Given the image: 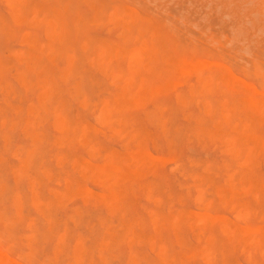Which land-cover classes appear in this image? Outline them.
Returning a JSON list of instances; mask_svg holds the SVG:
<instances>
[{
  "label": "rangeland",
  "instance_id": "obj_1",
  "mask_svg": "<svg viewBox=\"0 0 264 264\" xmlns=\"http://www.w3.org/2000/svg\"><path fill=\"white\" fill-rule=\"evenodd\" d=\"M13 1H15V0H13ZM13 1L12 0H0V12L3 13V15L0 13V18L4 17L5 24L7 26H8V24H9V26H10V24L13 25L12 28L10 29V31L12 33L9 32V26H8V28L6 26V29H5L4 24L2 25V27L4 26V29H2V27L0 26L1 27L0 29H2L5 32L4 35L0 34V59L2 58L3 62L5 60L7 61V62L5 61L4 62L5 64H4L0 60V63H2V65H3V66L0 65V83H1L0 84V114H2V115H0V132H1V134H0V160L2 161V162L0 161V171L2 172V173L0 172V176H1L0 177L1 178L0 183H1V185L3 184L2 186L0 185V188L4 187V185H5L4 190H3V188H1V190H0V192L2 194L4 192L3 195L0 193L1 194V196H0L1 197L0 209H2L4 207L7 209V206L8 207L10 206L8 208V210H10L11 207H12L11 209L13 210L10 212H6V210H4L5 208L0 210V229H2L1 227L4 226L2 231H0V239H1L0 240V246H1L0 250H1V252L4 251L2 254H4V253L6 255L8 254L7 255L8 257L5 255L7 258L3 255L4 259L6 260V261L4 260L3 264H7V263L8 264H23V263L24 264H191V263L192 264H207V261L205 263H203V262H204V260H208L209 258L211 259V261H210L211 264H213L214 262L216 264H230V263L231 264H240V263L241 264H264V258L257 256L258 254H256V252H254V254L251 253L252 250L256 251V247L259 246L258 244H260V243L261 244L259 247H260V249L262 248V251L261 252L259 251V247H257V251H259L261 253V255H263L262 253H264V250H263L264 249V230H262V229H264V194H263L264 193V179H263L264 178V142H263L264 141V115H263L264 114V104L261 102L262 101L261 99H263L261 97H264V90H263L264 89L263 88L264 87V85H263L264 84V79H263L264 71L262 70V68L264 69V67L262 66V65H264V56H262V54L264 55V53H262L264 50L261 49V48L264 49V45H263L264 44V40H263L264 39V33H263L264 32V28H263L264 27V23H263L264 22V17H263L264 16V5H263L264 0H131V1L130 0H43L42 2H41V0H33V1L29 0V1H31L29 4L25 3V1L22 0V1H24L23 5L20 1H17V0H16V2H13ZM26 2H27V0H26ZM191 2H192V5H191ZM7 3L8 4L10 3V5H8ZM16 3L18 4V6L16 5ZM186 3L188 4V7H187ZM255 3H259L258 6ZM24 4L26 5V9L28 10V12L21 10V9H23V6H25ZM115 4H117V5H115ZM8 6H9V8L14 9L15 11L11 10V12L9 11V13H8L7 9H6ZM16 6H17V8H16ZM132 6H134L136 9L133 8ZM154 6H155V8H154ZM255 6H257V7H255ZM19 7L20 8L22 7V8L20 9ZM29 7H33V8H31V10H29L30 9ZM121 8L125 9L126 12L129 11L128 13H130V15L128 13H127L128 15H126L125 10H124V13H125L124 14L121 11ZM132 8L134 9L133 11H137V12H133ZM149 9H150V11H149ZM159 9H161V10H159ZM33 10H34V12H33ZM130 10H131L132 14H131ZM79 11H81L82 13L80 12V14H79L78 13ZM248 11L252 14H250ZM17 12L20 14V17L22 19L19 20L20 17L18 16L19 14ZM30 12H32L33 15ZM120 12H122V13H120ZM230 13H232V14H230ZM118 14L120 15L119 19H121V20H122V18H121L122 15H126L127 17L129 16V18H127V20L128 19L130 20V21L128 20L130 24H132L134 22L133 25H129V24L126 25L127 24L126 22H128V21L122 20L123 22L126 21L123 23V24L126 23L125 24L126 26L123 25L122 27L124 29H122V27H121L122 21L120 22V20L118 21V19H117ZM255 14H258V15L256 16ZM260 14H262V15H260ZM198 15L200 16V18ZM11 16L14 17L15 21L13 20V18ZM23 16L25 17L24 19H23ZM141 16L143 17V19L141 18ZM180 16H182V18ZM122 17H124V16H122ZM219 17H221V19L223 21H219V19H220ZM27 18H29V20L31 18L30 22L27 21L28 20ZM178 18L182 19V20H179ZM124 19H126V18H124ZM144 19H146V20L149 19L148 22L150 21V23H147L146 25H147V27L149 26L150 28L152 25V28H154V29H151V30H153L154 32L156 31L155 32L156 34L153 35L154 32L150 31L146 27V25L144 23L145 22ZM0 20H2V19H0ZM138 20H139V22L141 21L142 23H144V25L146 27L145 28L146 31H144V32L140 31L139 28H138L139 31L135 30L139 26H140V28L142 26H143L142 28H144V25H142V24L140 25ZM206 20H207V22H205ZM79 21L81 22V24L82 23H84V24L80 26ZM181 21H183L182 24H181ZM187 21L190 23H188ZM1 22H3V21H1ZM8 22H10V23H8ZM25 23H26V25H25ZM33 23H35V25ZM45 23L47 24V27H46ZM239 23L240 24L242 23L243 25H241V27H239L240 26ZM31 24H33L35 28L37 27L36 25L39 24L38 25L39 27H37L38 29L34 28L35 29L34 30L32 27L33 25L30 26ZM115 24L117 25V27ZM118 24H121V25L118 26ZM192 24H193V26H192ZM166 25H169L170 27L166 26ZM183 25L185 26V29H184ZM229 25H231V26H229ZM129 26H132V27H129ZM171 26L173 28H171ZM207 26L208 27L210 26V27L208 28ZM20 27H21V29H20ZM27 27H28V29H27ZM125 27H127V28H125ZM128 27H129V29H128ZM232 27H234V28H232ZM251 27H252V29H251ZM71 28H73L75 32H73V29H71ZM112 28H113V30H112ZM175 28L176 29L178 28V30H176ZM22 29H24V30H22ZM125 29H127V30H125ZM130 29L132 32L130 31ZM157 29H159L161 32ZM171 29L174 30L175 32L172 31ZM240 29L241 30L243 29L246 31L242 30L243 32H241ZM247 29L248 30L250 29L249 32ZM262 29H263V31H261ZM6 30H7V32H6ZM52 30L54 32H55V30H56V32L58 31L57 33L55 32V34H56V36L59 37V40L61 39L62 36L64 37V39H66L67 37H68L67 39H69V37L72 35V37L75 38V41H73L74 38L72 39V41L67 40V41L63 42L62 41L63 39L60 41H57L58 37H56L53 34ZM148 30L150 31V33ZM123 31L126 34L125 37L127 36V38H125V39L123 38L124 37V35H123L124 33H122ZM180 31H181V33H180ZM201 31L203 34L201 33ZM232 31H237L238 34H236V32H232ZM252 31L255 34L257 33V36L255 34H252ZM138 32H141V33H138ZM142 32L144 33L143 35H145L144 38L146 39V41H147V39L149 40L148 43H153L152 45H154L155 47L157 46L156 49L151 44H150L151 47L146 46V45H148V43L147 42L145 43V41H144V43H141V42H143V41H141L143 37L140 36V39H139L138 35H135V33L141 35ZM168 32H170V34ZM205 32L207 33V37H209L208 38L209 41H206L208 39L206 37ZM261 32H262V34H261ZM145 33L146 34L149 33L147 35L148 38L146 37ZM157 33H159V34H157ZM42 34L45 36H43ZM50 34H51L50 37L52 39V42H50V40H51L49 37ZM163 34H164V36H163ZM184 34H186V35H184ZM251 34L253 35V37L251 36ZM14 35H15V38H14ZM149 35H150V37H149ZM178 35H179V37H178ZM236 35H237V37H234ZM34 36H35V39L37 38L36 41L34 39ZM116 36H118L120 38L122 37L123 42H122V38L120 41V39ZM160 36H161V38H160ZM162 36L164 39H162ZM212 36L214 37L213 39H212ZM246 36H247V38H246ZM249 36H250V38L253 39V40L251 39L252 43L249 41L250 39L248 40ZM155 37H156V41L154 39ZM228 37H231V38H228ZM232 37L235 40L237 39L241 45H238L239 43L235 42V40L232 41ZM115 38H117L116 40L119 39L117 41V44L115 43L116 42V40H114ZM131 38H132V40H131ZM197 38L198 39L200 38V39L198 40ZM33 39H34V41H33ZM110 39H111V41H110ZM172 39L175 41L176 44L178 43L177 45L179 47L181 46V48L177 49L178 47L176 45L175 48L177 50H174L173 46H175V43L173 42ZM223 39H226V41L223 42ZM229 39H231V42H233V43H231ZM239 39H240V41H239ZM254 39H255V42L253 43ZM256 39L258 42L256 41ZM10 40H11V42H9ZM158 40H160L161 43H159ZM210 40L211 41L213 40L212 43ZM22 41H23V43H22ZM130 41H132V42H130ZM138 41H141V42L138 43ZM164 41H166L165 44H164ZM178 41L180 42V44ZM205 41H206V43L207 42L208 43L210 42V43L205 44ZM246 41H247V44H246ZM248 41L250 42V44L248 43ZM19 42L22 45L19 44ZM26 42H28V43H26ZM34 42H35V44H32ZM70 42H71V45H69L68 48H66V49H69L70 47H72V49H73V46H74V49H73V51L69 49L68 50L69 52L67 55V54H65V50H66L65 44L66 43L69 44ZM75 42H77V43H75ZM213 42L217 43V44L216 45L215 44L210 45V44H213ZM220 42H221V44H220ZM256 42L259 44H256ZM49 43H52L51 45L53 47H54V45L55 46L57 45L55 47V48H57V50H55V48L51 49V50H54V52L55 51L57 52L58 50L61 51L62 48H63V50L65 49L64 52L63 51L62 52L64 53V56L66 55L65 56L66 58L63 56L62 52H60V53H62L61 56L59 53L53 57L48 55L51 51L49 49H47V51H46V49H44L42 46L47 48V46L48 47L50 46V45H48ZM101 43H103L104 45L103 44L100 45ZM171 43L173 44V46L171 45ZM225 43H226V45H229V46L231 43V47H229V46L225 47L226 46ZM42 44H44V45H42ZM126 44H128V45H126ZM141 44H143V46L145 47L146 50H143V46ZM232 44L233 45L235 44V45L233 46ZM8 45H9L10 49H15L17 52L15 51V52L11 53V51L9 49L7 50ZM27 45H29V47ZM31 45H33V47H30ZM77 45H79V46H77ZM109 45H111V47ZM129 45L133 46L134 48L133 47L128 48ZM158 45H160V46L162 45V48L161 47L159 48ZM192 45H193L192 49H189L190 46H192ZM196 45H198V46H196ZM223 45H225V46L223 47ZM254 45H256L257 47ZM11 46H13V47L11 48ZM24 46H26V47H24ZM39 46H41V48H40L41 50L42 49L44 50V51L42 50L43 52L39 49ZM98 46H100V47H98ZM215 46H218V47H215ZM248 46H250L249 47L250 50H253L251 52V54H250V50L248 51V48H247ZM252 46H253V48H252ZM16 47H17V49H16ZM79 47H81V48H79ZM109 47H110V49H109ZM115 47L118 49L117 50L118 52L115 50ZM139 47L140 48L142 47V50H140ZM258 47H259V49H258ZM20 48H22V49H20ZM35 48H37V49H35ZM98 48H99V50L101 48H102V50L104 49L103 50V54H105L104 56H106L107 53H109V52L110 53L108 54V56L103 58L102 57L103 55L102 56L97 55L98 52H96L95 50H97ZM120 48H122V49H120ZM231 48L234 49L235 54L233 51H232V53L229 54ZM238 48H242V50L239 51ZM25 49H27V50H25ZM92 49H94L93 50L94 52L91 51ZM159 49H163V51L162 50L160 51ZM22 50H23V52H22L23 54H21ZM109 50H111V51H109ZM158 50L160 51V53ZM197 50H198V52H197ZM218 50L219 51L225 50V51H227V54H226V52L223 53L225 55L220 54L221 51L219 52ZM235 50H237V51H235ZM27 51L28 52L30 51V53H28ZM81 51H83L84 54ZM156 51H157V53H156ZM209 51L213 54L209 55L208 54ZM242 51L244 53L243 56L241 54ZM9 52L13 56L12 55L10 56ZM56 52L54 54H56ZM70 52L71 53L73 52L75 54H80V55H78L80 58L77 55L75 56L74 54H71ZM91 52H93L94 55H96L97 57L94 56L93 53H91ZM161 52H163V53H161ZM183 52H184V54L185 53L186 54L181 55ZM239 52L241 55L239 54ZM254 52H258L259 55L258 54L255 55ZM41 53L43 56L41 55ZM114 53H115V55H114ZM117 53L119 55L120 54L123 55V57L120 55L121 56V58H120V56H118ZM252 53H254L255 56ZM36 54L38 55V59H39L38 62L35 61V60H38ZM125 54H126V56H124ZM188 54H190V56L192 55L191 58H189ZM29 55H30V57H29ZM39 55H41V56H39ZM45 55L46 56L48 55L47 57L54 59V61H55V58L58 57V58H56V59H58V60H56V62H58L59 64H54L53 60H51V59H50V61L45 62L44 60H49ZM89 55H91V56L93 55L92 58H94V61L92 58H90ZM214 55H216L218 58H216V56L212 58V56H214ZM260 55H261V57H260ZM62 56L67 60L66 62ZM74 56L76 58L78 57L79 59H81V56H83L85 58V60L83 59V57H82L83 60L82 59L81 60H79V59L74 60L75 59ZM114 56H115V58H116V56H118V58L115 59V58H113ZM140 56H141V58L142 57L143 58L141 59ZM151 56L154 58H152ZM161 56H163V57H161ZM164 56H167L166 57L167 60H170V61L172 60L171 63H169L170 61L166 62L167 60L164 59L165 58ZM186 56H188V57H186ZM209 56H210V58H209ZM220 56H222L221 59L223 62L220 61V59H219ZM249 56H251V58H250V59H252L251 61L249 59H247ZM16 57L19 58L20 61L22 59V61L20 62L19 59L17 60ZM22 57H24V58H22ZM25 58H26V60H25ZM32 58L35 60H33ZM61 58H62V60H60ZM87 58H88V60H87ZM95 58L97 59V61H99V58L102 61H100L98 63L95 60ZM122 58H124V60ZM127 58L129 60H127ZM139 58H140V60H139ZM233 58H236L237 61ZM261 58H263V59L260 60ZM89 59H91V60H89ZM109 59H111V61H113L114 63L116 61V63H118V64H114V63L111 64L112 62ZM120 59H122V60H120ZM157 59L160 61H158ZM203 59H205V60L203 61ZM207 59L208 60L210 59L209 63H208ZM24 60L26 61V64L28 66H30V68L27 66L29 68L27 70H26L27 67L25 66L26 67L25 68L24 64H23V62L25 63ZM107 60H109L108 63H106ZM215 60H216V62H215ZM234 60L237 63H235ZM240 60H243V62ZM259 60H260V62L263 61L262 65L257 64V63H260ZM33 61H35V62H33ZM95 61L98 64L95 63ZM126 61H127V63H126ZM217 61H220V63ZM248 61L251 63L249 64ZM76 62L78 65H80L79 63L84 62L83 63V65H84L83 66L84 67L83 72L81 71L82 64L79 66L78 70L75 69V67H78L77 65L76 66L74 65V64H76ZM92 62L95 63L96 67H93ZM120 62H121V64H120ZM136 62H137V64H136ZM145 62L146 63L149 62V63L147 64V66H144L145 67V69H144L143 65H146ZM154 62L156 63L155 65H153ZM187 62H190V63H187ZM252 62H253V65L255 64L256 67H258V66H261V67L256 68L255 66L252 65ZM44 63L47 64V68L50 66L48 68V71L51 70L52 72L50 71V73H49L47 70L45 71L46 66H44ZM62 63L63 64L65 63L64 66L66 65V63L67 64L72 63L73 65L71 64V66H74V67L71 68L70 66L67 67L68 65H66V67L61 69L60 65H63ZM213 63L216 64L217 66L214 65ZM89 64H90V67L92 64L91 68L88 67ZM99 64H101V66L103 65V67H105L104 69L101 67L102 72L104 70H107V68H109V65L111 67L113 66L112 68H109L110 69L109 72H114V74L113 73L110 74L109 72H108L109 74L107 73V75H110V76L112 75V77L107 76L105 78L106 80H104V82L107 84L105 87L102 86V83H103V85L105 83L103 82V80L100 81V79H104L106 74H105V72L103 74L100 72L101 69H99V67H100ZM119 64L123 65L122 67H125L123 72H121V73L117 72V69H116V66H118ZM127 64L128 65L130 64V66H128ZM182 64H185L187 66L189 65V66L188 67L185 66V68H184L183 67L184 65H182ZM192 64H194V66ZM98 65H99V67H98ZM132 65L136 66L137 70H136V68H135V70H134V68L132 69V67H131ZM212 65L215 67L212 68L211 67ZM222 65H224V66H222ZM58 66L60 67L61 70L58 69ZM198 66L201 68H204V66H205L204 69H201V71L203 70L202 72H205L206 69L208 71L209 66L212 69L209 67V69H210L209 73L206 71V73H203L202 76H201L202 73H199L200 76H198L197 72H201V71H199L200 68ZM252 66H253V68H252ZM40 67H42V68H40ZM97 67H98V70L96 69ZM114 67L116 70L113 69ZM146 67H147V69H146ZM31 68L34 70L32 71ZM127 68H129V71L131 68V72H133V75L131 73H130L131 75L129 74V71L126 70ZM255 68H256V70H255ZM69 69L70 70L72 69V70L70 71ZM74 69L76 70L77 75H78V72H82V73H79V76H74V75H76ZM95 69L97 70V72ZM111 69H113L114 71H111ZM121 69H123V68H121V67H120V69L118 68V70H120V71H121ZM169 69L173 70L172 72L175 75L172 74L171 71H168ZM180 69H181V71H180ZM220 69H221V72L220 71L217 72ZM13 70H14V72H13ZM35 70H37V74H40L42 72L40 74L42 77L40 75L37 76V77L40 76L41 77L40 79L35 77V75H36ZM38 70H40V72ZM87 70H88L87 74L89 76H87L85 74V72ZM92 70H95V71H92ZM158 70H160V71H158ZM213 70L216 73H214ZM259 70H262V71L258 72ZM67 71H70V72L67 73ZM72 71L74 72L73 75H71ZM161 71H163V73ZM47 72L49 73V76H48ZM55 72H56V74H55ZM60 72L62 74H60ZM65 72L67 75L64 74ZM183 72L184 73L188 72V74L187 73L184 74ZM192 72H193V74H192ZM211 72L213 74H211ZM230 72L233 74L231 75ZM51 73L53 76L51 75ZM115 73L117 75L121 74V77H120V75H118V76L115 75ZM260 73H261V75H260ZM80 74H81V76H80ZM104 74H105V76H104ZM123 74L125 76H123ZM206 74L207 75L211 74V76L210 75L207 76ZM249 74H250V76H249ZM262 74H263V76H262ZM25 75H26V77H25ZM84 75H86V76H84ZM170 75H173V76L170 77ZM185 75H187L188 77H185ZM222 75H223V77H222ZM252 75H256L257 77L259 75V77H260L259 81L257 80L258 79L257 77L252 76ZM50 76H51V78H50ZM72 76H74V77L72 78ZM114 76H116V77H114ZM167 76H168V78H167ZM216 76H217L218 80L215 79ZM228 76H230L231 78H228ZM240 76L242 77L243 83L241 82ZM261 76H262V78H261ZM9 77L12 80H10ZM79 77L82 80L81 79L79 80ZM85 77H88L90 80L97 79V80H99V83L101 82V84H98V86H97L96 83H98V82L96 80H95L96 83H94L93 81L90 82V80H88V78H86V80H87L86 81L84 79ZM108 77H109V79H108ZM183 77H185V79L186 78L187 79L185 80ZM235 77H237V78H235ZM238 77L240 79H238ZM252 77H254L255 80ZM8 78H9V81L6 82L7 81L6 79H8ZM13 78L16 80H14ZM63 78L65 79V82L66 81H67V83L69 82L68 85H67V83H65L63 81ZM74 78L76 79V81L79 80V81H77V84L73 83L74 81H72V80ZM116 78L117 79L119 78V79L117 80ZM123 78H125L126 80L128 79L127 82H129V83L125 84L126 81L124 80V82H123L122 81ZM130 78L133 80L131 81ZM42 79H44V84L46 82L47 85H44L42 83ZM47 79H50V80H47ZM56 79H59V80H56ZM228 79H230V80H228ZM260 79H262L263 82ZM140 80H143L142 82L144 83V85L140 84ZM195 80H197V81L207 80L208 82L204 81V83H203V81H202V83H201L202 86H201V85H199L200 83L197 84L196 83L197 81L195 82ZM227 80L229 83L227 82ZM11 81H14V82H11ZM85 81L88 83V85H86V86L84 85L86 83ZM113 81H115L114 83H116V87L119 90H121L120 91L121 95H124V96H119L118 93L114 94L115 91H117V88L115 87V84L112 85ZM9 82L13 83L12 85H14L15 88H13V86ZM32 82L35 84H33ZM47 82H50V83H47ZM92 82L94 84H91ZM173 82H175V83H173ZM176 82H179V84H176ZM185 82H187V83L191 82L192 85L186 84ZM206 82L208 83V85H209V83H211L212 86H214V84H215L216 87L213 88L211 85L207 86ZM7 83H8V85H5ZM22 83H24V84L26 83V84L24 85ZM120 83L123 85H120ZM180 83H181V85H180ZM221 83L224 85L225 89L223 88V85H221ZM258 83H261V84L258 85ZM9 84L12 87H10ZM17 84L21 85V88ZM48 84L50 85V87ZM118 84L121 86V88ZM165 84H169V86L165 87ZM174 84H176V86ZM228 84L230 86L228 88L229 89L231 88L232 92L235 91L237 94L234 92V93L228 95V93H229L228 91H230V90H227L228 88L226 87V85L228 86ZM243 84L245 85V88L243 87L244 86ZM26 85H28L30 89ZM38 85H39V87H38ZM43 85L46 87V89ZM109 85L113 86L114 88L109 87ZM125 85H126V87H124ZM197 85H198V91L197 90L195 91L194 86L197 87ZM260 85H263L262 88ZM72 86L77 87V88H73ZM80 86H81V88H80ZM87 86H89V88H92L93 93L90 92L91 89H90V91H89V88L86 89ZM91 86H93V87H91ZM138 86H141L139 88L145 89V91L141 92L142 91L141 89L135 90L138 88ZM200 86H201V88H200ZM205 86L208 87L210 93H209L207 87H205ZM107 87L111 88L112 91L111 90L108 91ZM183 87H188V88H183ZM253 87L254 88L256 87V88L254 89ZM33 88H35V90ZM95 88H97V89H95ZM218 88H219V91H218ZM21 89L24 91L22 92ZM56 89L57 90L59 89V90L57 91ZM101 89H103V90H101ZM179 89L182 91H180ZM211 89H213L212 92H211ZM36 90H38V91H36ZM44 90H46V92ZM75 90L77 91L76 93L73 92ZM79 90H81V91H79ZM84 90H88L89 92L88 91L87 92L90 93L89 96L92 95V97L90 98L87 95L86 91L82 92ZM151 90L153 91L152 93H151ZM190 90H192V94L194 93L193 95L196 94L195 97H198V98H202V97L208 98L209 97V100L207 98H205L207 100L204 101V100H202L204 98H202L201 99L202 102H201L200 99L193 97ZM5 91H6V93H5ZM18 91H19V93H18ZM20 91H21L22 97L19 95ZM95 91H99V94H97L98 92L95 93ZM103 91L104 92L108 91V93L107 92L104 93ZM123 91H125V92H123ZM215 91H218L219 93H216ZM224 91H226L227 93ZM245 91H246V93H245ZM258 91H260V92H258ZM80 92H81L80 98L82 97V94H86L87 100H89V102H91V100H92V102H91L92 104L90 105L91 107L88 105L90 103L85 101L86 99L85 100H79L80 98H78V97H79ZM109 92H111V93H109ZM133 92L136 93V94L134 93V95L136 97L138 96V99H135L136 102L134 100V98H136V97L133 96ZM154 92H156V93H154ZM175 92L178 94V96H179V94H182L181 92H183L182 95L187 99L186 100L183 97V99H184L183 101L185 103L188 101L186 104L187 106H185V104H183V105L179 104L180 102L184 103L183 101H180L182 98L181 97L182 95L179 96V97H181L179 100L180 102L179 101L177 102L176 98L179 99V97L176 96ZM178 92H180V93H178ZM189 92H190V94H189ZM214 92H215V94H218V95H215ZM222 92H224L225 97H221V96H223ZM212 93H213V95L211 96ZM230 93H231V91H230ZM249 93H250V95H249ZM255 93H257V94L255 95ZM16 94H18L17 95L18 97L13 98V96L15 97ZM41 94L44 96L42 97ZM95 94H96V96H95ZM156 94H158V96ZM201 94H202V96L199 97ZM203 94L206 96H203ZM219 94H222V95H219ZM97 95H99V97H102L103 99L105 98V100H104L105 102H103V104H102V101L100 102L98 100L99 97ZM142 95H143V97H142ZM159 95H161L160 96L161 98H159ZM76 96H77V99H76ZM153 96H156V99H153L154 98ZM66 97L67 98L69 97V99H67ZM106 97L108 99H106ZM114 97H116L115 99L117 101L114 99ZM120 97H122V98H120ZM214 97H216V99ZM247 97H249V98H247ZM25 98H27L26 101H25ZM92 98L97 99V101L93 100ZM102 98H101V100H102ZM123 98H124V100H123ZM222 98H225L228 100L227 104L229 106H227V108L229 107V109H230V107L232 106V108L230 110L227 108L226 109L223 108L225 105L224 103H226L224 101H226V100L222 99ZM250 98L253 99V101L252 100L250 101L249 100ZM29 99L32 101H28ZM81 99H84V97ZM152 99L155 100V102H158V104L155 103L156 105L155 104L153 105L154 101ZM159 99L166 100V103L168 105L165 103L164 100H163V102H161L162 100H159ZM220 99L222 101H220ZM259 99H260V101H259ZM20 100H22V101L20 102ZM76 100L78 101V103L80 101V103H79L80 106L76 102ZM217 100L222 102V103H219V106H218ZM118 101H119V103H118ZM132 101H134V102H132ZM207 101L208 102L210 101L209 103L210 104L212 103V105L215 102L217 104H214V106L211 105L213 107L212 108L208 104ZM22 102H23V104H22ZM124 102H125V104H124ZM204 102H206V103H204ZM70 103H71V105L68 106ZM73 103H75V104H73ZM97 103H100V104H97ZM104 103H108V105L104 104ZM138 103H140V104H138ZM170 103H172V104H170ZM177 103L181 106L180 109H179V107L176 106ZM96 104H97L98 109L96 108ZM221 104L222 105L224 104L223 107L221 106ZM22 105L25 106L26 108L23 107ZM59 105H60V107H58ZM85 105H88L90 108H92L91 113L89 111L87 113L85 112L88 109V106L84 107ZM93 105H95L94 107L96 109L93 107ZM101 105H104L103 107H105V108L107 105V110L105 108H103ZM141 105L144 107V109ZM158 105H162V106H164V108L163 107L161 108ZM215 105H217V106H215ZM238 105H240V106H238ZM77 106H79V108L82 106L81 107L82 109L81 108L79 109ZM108 106H110L111 110L108 109L109 108ZM115 106H116V108H115ZM126 106H128V107H126ZM182 106H184L185 109H183ZM158 107L161 108V110H159ZM169 107L174 112L173 113L172 110L170 109L171 112L173 113L172 114L170 112V114L174 115L173 119L169 113L168 114L171 116V118L169 116L166 117V115H167L166 113L168 112ZM219 107H221V108L219 109ZM83 108L85 110H83ZM148 108L150 109V111H153V112H154L153 109H157L159 111H157L158 113L154 112L153 114L151 112V114H152L151 115ZM151 108H153V109L151 110ZM241 108L243 109V111L245 110L244 113L241 110ZM250 108H252L253 110ZM71 109H72V111H71ZM113 109H115L114 112H113ZM124 109L126 111H129V112H126V111L124 112ZM136 109L139 112L136 111ZM163 109H165V110H163ZM188 109H192L195 112L194 115L196 117L199 115L201 116V115L205 114L204 116L207 117L206 120L203 121L205 119L204 116L201 120H200L201 117L200 118L199 117L194 118V115L192 112H189V113L187 112ZM209 109L211 111L213 109V112H216V114H215V113L210 111L212 114H215L216 118L214 116L213 117L216 120L217 119H220V120L223 119V120H226L228 122L227 123L224 121L223 123H225V125L222 124L226 127H224V126L222 127V126L218 125V124L221 125V123H222L220 120H218V121H220L221 123L220 122L218 123L216 120H211L210 115H208V114L206 115V113L211 114L209 112ZM239 109H240V111H238ZM131 110L135 113V115L132 113ZM110 111H112L114 114ZM120 111H121V116L119 114ZM161 111H164V112H161ZM184 111H186L187 114H189V115H191V113H192L193 117L192 118H190V116H189V118L186 117L187 114ZM11 112L13 115L11 114ZM81 112H82V114H81L82 116L80 115ZM198 112H200V113H198ZM221 112L222 113L224 112L223 113L224 117H223ZM226 112H230V114L232 115L231 116L232 119L230 118V114L229 113L226 114ZM62 113H65V114H63L64 117H66L65 119L62 118L63 117ZM66 113H68V114H66ZM98 113H99V115H98ZM108 113H110V114H108ZM129 113L131 115L133 114L135 121L132 120L133 116H131ZM162 113H164V114H162ZM196 113H198L199 115ZM220 113H221V115H220ZM261 113H263V114H261ZM74 114H76V117L78 119L74 116ZM95 114L97 115L98 118L96 117ZM111 114H112V116H111ZM126 114L128 116L129 115L130 116L128 117ZM157 114L158 115L160 114V116H158ZM182 114H185V116ZM105 115H108V117ZM238 115H240L243 118L238 117ZM67 116H68V119H67ZM114 116H115V118H114ZM157 116L160 118H163L162 120L160 119L161 121L159 120V122H161L163 124L158 123V125L160 124L161 126L159 125L158 127H156V126L153 127L154 124L157 125V123L154 122L156 120L153 121V119L158 118ZM100 117L101 118L107 117V122H109V120H112V119H114V120H112V122H109L108 123L109 125H106L107 124L106 121H105V123L103 121L105 118L101 119ZM116 117H118V118H116ZM131 117H132V119H131ZM145 117H147V118H145ZM148 117H150V118H148ZM151 117H157V118H152L151 121L153 124L149 121L151 119ZM213 117H212V119H213ZM1 118H3L4 120L1 121L2 120ZM75 118H76V120H75ZM119 118H121L119 120L120 124H124V126L121 125V127H120V125H118L119 122H116V121H118ZM129 118H130V120H129ZM122 119H124V120H122ZM194 119H197L198 122L199 121H201V122L198 123ZM65 120H66V122H67V120H69L68 122L70 124L68 127L66 126V124L68 125V123L62 124L63 122H65ZM95 120L103 121V123L105 125L103 126L102 122H98V124H97V122H95ZM163 120L164 121L166 120L165 125H164ZM178 120H181V121L179 122ZM185 120L186 121L188 120L190 122L189 123L187 121L190 124V126L188 125L187 122H186L187 124L185 123ZM232 120L234 122H232ZM5 121H7L9 123L6 124L7 122H5ZM129 121H131V122H129ZM182 121L186 125H188V127H187L188 129L185 128L187 130L184 129V127H186V126L182 123ZM193 121H194V123H193ZM211 121H212V123H211ZM213 121L215 123H218V124L213 123ZM235 121H237L238 123ZM243 121H246L247 125L249 124V128L246 126V123ZM11 122L12 123L16 122L15 123L16 125L13 124V125H15L16 128L15 127H13L14 129L12 128ZM148 122H150L151 125ZM156 122H158V121H156ZM25 123H27V124H25ZM28 123L30 126L28 125ZM99 123H101L100 125H102V126H100ZM132 123L135 125L134 127H136V128H134V130H135L134 132L132 131L133 128L130 131V128L133 127ZM1 124L4 126V128ZM84 124H85V126L88 125L89 131H87V133L89 132V134H87L85 132L87 130V126L85 129ZM169 124H170V127L167 128L168 127L167 125H169ZM192 124H194L195 128H196V129H194L195 131L193 130L194 132L198 133V131H200V128H201L202 132L200 131V135H199V137H201V138H198V141L196 139V137L198 135L196 137H194L195 133H194V136L192 134H189V133H192L189 130L190 127H191V130L194 128V126ZM213 124L215 125V127L213 126ZM6 125H8V126H6ZM23 125H25V126H23ZM111 125L115 128H113ZM176 125H180L179 131L177 130L178 127H176ZM196 125L199 127V130H197ZM18 126H20V127H18ZM35 126H36V128H35ZM70 126L72 127V129L70 128ZM149 126L152 127L153 129L157 128V130L155 129L156 130L155 134L157 135V137L155 134H153V129L150 128ZM162 126L165 128L164 130L170 129L169 135L167 137L171 138L173 135L175 137L181 136L180 138L176 139V141H175L176 143H174V145L172 144L174 141H172V143H171V141H169L170 140L169 138H168L169 140H167V142H169V143L166 145V139H165V137H163V134L167 135L168 132L167 131L163 132V130L161 129ZM174 126L176 127V129L175 128L173 129ZM181 126H183V127L181 128ZM216 126H218V128ZM229 126L231 129L229 128ZM7 127H8V129H7ZM82 127L84 128V130H82ZM116 127L119 128V130H117ZM241 127H242L241 131L234 130V128L240 129ZM251 127L255 130L253 131V129ZM9 128H11V130H9ZM108 128H110V129L107 130ZM158 128H159V130L160 129L161 130L159 131ZM202 128H203V130H202ZM204 128L207 131H205ZM243 128H246V131H243V130H245ZM260 128H262V129H260ZM182 129H183V131H181ZM258 129H260V131ZM15 130H17V131L15 132ZM33 130H34V132H30ZM176 130L178 131V133ZM24 131H28L26 134L27 135L30 134V136H27L26 134L23 135L25 133ZM174 131H176V132H174ZM184 131H186V132L188 131V134L184 133L182 135V133ZM261 131H263V132H261ZM13 132H15V133H13ZM106 132H108L107 133L108 135L109 134H115V135H111L112 137L108 136V135H105L106 137L102 136V133L105 134ZM131 132H133V134L135 133V135L130 134ZM139 132H141V133H139ZM150 132H152V133H150ZM161 132L163 134H161ZM209 132H213L211 134H213L214 137H216V139L214 141V137L210 135V137H211L210 142L212 144H209L210 143L209 142L210 137L208 138V136H209L208 134H210ZM230 132L232 134H229ZM77 133H78V136H77ZM227 133H228V135H227ZM239 133H240V137L238 136ZM2 134H3V136L5 135L7 137L9 135L8 139L11 142L9 140L7 141V138L5 140H3L5 138V136L3 138ZM33 134H35L36 137L34 136L32 139L30 137H32ZM151 135H152V137H151ZM201 135L205 136L204 138L206 139L207 145H204V143H205L204 138H202L203 136H201ZM24 136H26V137H24ZM57 136H60L61 138L57 137ZM37 137H39V139H40L38 142H37V139H38ZM86 137L90 138V140H88ZM175 137L173 140H175ZM256 137H257V140H259L258 142L256 141ZM64 138H66V139H64ZM96 138H97L98 143L100 141H102V143L100 142L99 145L96 144V141H95ZM105 138H107V140ZM221 138L222 139L224 138L225 142L223 140H221ZM228 138H230V140L234 141V146L229 148L230 151H228L229 150L228 149L229 144L227 142ZM139 139H141V140L139 141ZM1 140H2V142H1ZM51 140L54 143L56 142L55 145H54V143L50 142ZM53 140H55V141H53ZM153 140L155 142L158 141V142H156V146L158 147L161 145L160 146L161 148H159V147L157 148L156 146L154 147L153 145L155 142ZM171 140H172V138H171ZM220 140H221V142H220ZM6 141H7V145H9V147L4 148V146H5L4 143ZM24 141L27 142L28 144L22 143ZM199 141H201V143ZM29 142H30V145H29ZM31 142H34V143H31ZM152 142H154V143H152ZM185 142H186V144L188 143L186 146H185ZM11 143H14V144H12V147L10 145ZM19 143H20V146H22V147H20V146L17 147V145ZM89 143H91L92 146H90ZM215 143H217V144H215ZM220 143L223 145H221ZM237 143H239V144H237ZM23 144H25L26 146ZM33 144H35V146ZM126 144L131 146L132 148H128L129 146H127ZM236 144H237V146H236ZM247 144L249 146H251L253 149L251 147H249ZM28 145L33 150V152H36L37 154L33 153L30 148H27ZM31 145H32V147H31ZM94 145L96 146V148H94L95 147ZM104 145H106V146H104ZM200 145H201V147H200ZM255 145L258 147L259 150L257 149V147ZM58 146L61 147V149H59ZM71 146H72V148H71ZM102 146H104V147L102 148ZM137 146H138V148H137ZM167 146L168 147L170 146V147L168 148ZM1 147H3L2 152H1ZM19 147L22 149H20ZM25 147L27 148V150ZM172 147H176V148H172ZM203 147H205V148H203ZM9 148H11V149H9ZM15 148H17L18 150L20 149L19 151H23V152L18 151V153H17L18 158H16L17 155H14V153L16 152V151L14 152ZM44 148H46V149H44ZM62 148H64V149H62ZM155 148H157V149H155ZM6 149H9L8 151H9L10 155L7 154L8 151ZM111 149H112V151H115L114 152L115 154L111 152ZM160 149H162L163 151L162 150L160 151ZM169 149L171 150V152L168 151ZM256 149L260 153H263V154L262 155L259 154V152L256 151ZM90 150H91V152H90ZM97 150H98V152H97ZM104 150H105V152H104ZM133 150L136 152V154H135V152H133ZM142 150L143 151L145 150V151L143 152ZM226 150L228 152H226ZM235 150L240 151V152H238L239 153L238 155L240 157L237 155V152ZM24 151H26L25 155H24ZM95 151L97 152V154L95 153ZM123 151L126 153H124ZM117 152L121 156L120 155L117 156ZM129 152H133L132 155H129L130 154ZM137 152H139L138 156H136ZM141 152H143V155H141ZM162 152H164V153L162 154ZM233 152H234V154H232ZM32 153L37 158H35ZM98 153L100 154V156H98L99 155ZM146 153L148 154V156H145V155H147ZM172 153H174V154H172ZM20 154H22V155H20ZM90 154H92V155H90ZM108 154H110V156H108ZM112 154H113V156H112ZM170 154H172L174 157L171 156ZM250 154L252 155V157ZM30 155H32V158ZM125 155H127V158H125ZM183 155H185V156L183 157ZM235 155H236V157H234ZM257 155H258V157H260V159L257 158ZM19 156L20 157L22 156L21 158L24 160H22ZM49 156H51V157H49ZM79 156H80V159H79ZM91 156H92V158H91ZM104 156H106V158H102ZM143 156H145V157H143ZM228 156H229V158L232 157L230 159L231 161L228 160ZM24 157H26V158L30 157V159H27L28 161H26V158H24ZM44 157H46L47 159ZM75 157H76V159H75ZM150 157L157 159V160H155V162H156L155 164H152V161L154 159H152V158L149 159ZM223 157H227V158H223ZM121 158H123V159H121ZM180 158H181V163L184 162L183 166H181V168L185 166L187 169V167L189 166L188 168H192L191 170H194L191 173V170L187 169L190 171V173H191L190 175L188 174L189 171H187V170H183L182 174H178V173L182 172V170L179 169L180 167H178L179 164L177 163L178 160L180 161ZM245 158H246V160H245ZM10 159H11V161H13L11 164H9ZM18 159H20L21 162ZM71 159H73V161H72L73 163L71 162ZM103 159L104 160L106 159L105 163H104ZM107 159H109V160H107ZM142 159L144 160V162ZM190 159L192 160V162ZM196 159H197V161H196ZM205 159L207 161L211 160V162L214 160L215 163L212 162L213 163V165H212V163L208 161L209 163H211V164H209L210 165L209 166L208 163H206L207 161L205 162ZM258 159H259V161H258ZM39 160H41V161H39ZM56 160L58 161L59 164L57 163ZM74 160H77V162ZM162 160H163V162H162ZM243 160H244V162L241 163V161H243ZM7 161H8V163H6ZM108 161H110V163L112 165L110 163L108 164ZM128 161L131 162L130 165H129ZM132 161H134V162H132ZM141 161H142L143 165H146V166L140 165V167H139L138 163H140ZM202 161H203V163H202ZM236 161H240V163L238 164V162H236ZM246 161H248V162H246ZM26 162L28 163V165L25 164ZM40 162H41L42 167L40 165ZM2 163H4L5 165ZM36 163L37 164L39 163L38 166L36 165ZM56 163L59 165V167H56V165H57ZM75 163H77V164H75ZM198 163H199V165L195 166ZM205 163H206V165H204ZM231 163H233V164H231ZM244 163L245 164L248 163V164L245 165ZM16 164H18V165H16ZM21 164H24V165H21ZM32 164H33V167H31ZM64 164H66V166ZM101 164L105 165V167L102 166ZM228 164H230V165H228ZM13 165L14 166L16 165L15 170L13 169V172H11L9 170H10L11 166L14 168ZM45 165H46V167H48L50 169V172H49L48 168L43 167ZM123 165H125V166H123ZM148 165H149V167L151 166L150 169L148 168ZM174 165H175V167H173ZM18 166L21 167L23 174L20 171L21 170L20 168H18L20 172L18 171V172L14 173V171H16V169H17L16 167H18ZM64 166H65V169H64ZM208 166L210 167V169L208 168ZM232 166L235 167L236 170L238 169L237 172H235V170ZM238 166H241V167L239 168ZM90 167H92L91 168L92 170L90 169ZM107 167L112 168V170H108V171H110V172H108V174L112 172L111 175H108V174H106V172H104L107 170L106 169ZM194 167L196 168V170ZM202 167H205V171H204V168H202ZM245 167H246V169H245ZM4 168H5L7 173L5 172ZM31 168L34 170H32ZM68 168H71V170L69 169L70 172H68L69 171V170H67ZM174 168H177L178 170L176 171V169H174ZM213 168L215 171H217V169H218L219 174L220 173L221 174L219 175L217 172H216L217 174H215V172L213 173L212 172V171H214ZM7 169H8V171H7ZM113 169H118V170H113ZM130 169H132V170L135 169V171H134L135 173ZM157 169L159 171L161 169V172H159ZM182 169H185V168H182ZM241 169H243V170H241ZM57 170H58V172H57ZM65 170H67V171H65ZM137 170L140 172H137ZM228 170H229V172H228ZM36 171H37V173H36ZM59 171L63 172V173L60 174ZM98 171H100V172L98 173ZM113 171H115V172L118 171V173L120 172V175L122 172L121 177H118L119 181L115 180V178H116L115 176L118 173H115V172L113 173ZM155 171L158 173L157 174L154 173ZM10 172H11V174H10ZM167 172H168V174H167ZM195 172H196V175H200L199 178L197 176H194L195 174L193 175V173H195ZM233 172H235V173H233ZM20 173L22 174V176ZM48 173H50V174L48 175ZM69 173H70V175H69ZM153 173L155 174L154 176H153ZM62 174L64 176H66V180H64L65 177L63 178ZM207 174H209V175H207ZM239 174L241 177L239 176ZM24 175L25 176L29 175L30 179L32 178L33 181L29 180L28 176H27L28 178L25 177L27 179V181H25L26 179L23 178ZM35 175L36 176L38 175L37 176L38 179L36 178ZM50 175L51 176L53 175V176L50 177ZM126 175H129V176H126ZM156 175H158L159 177ZM202 175L203 176L207 175V176L203 177ZM214 175L215 176L218 175V176L215 177ZM44 176H46V177H44ZM69 176H71V178ZM86 176H88V177H86ZM108 176H111V178ZM163 176H165V177H163ZM208 176L211 177V179H212L211 181H210V177L208 178ZM13 177H14V179H13ZM74 177L77 178L81 182L80 183V182H78V180H76L77 181L76 183H78V186H76L77 184L75 185L73 182V180H75ZM138 177L140 179H138ZM183 177H185L184 180H183ZM191 177L194 180H196V181H193L192 186H191V182H189V180L192 181ZM195 177H197L198 179H196ZM57 178L58 179L61 178V179L58 180ZM147 178L148 179L150 178V180L151 179L154 180V181L151 180L152 186H151V184L149 185L150 180H148ZM164 178L167 179V181H165ZM180 178H182V179L180 180ZM228 178H229V181H228ZM145 179H147L149 182H147V180H146L147 183H145V181H144ZM178 179L180 180V184H181V181L183 184L190 183L189 187H191V188L188 187V184H187V186L185 184V186L183 185V187H182L183 190L186 191L187 193H189L188 192V188H189V191H191L190 192L191 194L189 193L190 195L185 192V194H186V196H185L183 190H180L181 188H179L180 185L178 183L179 182ZM23 180L26 182V184ZM47 180H48V182H47ZM206 180H207V182H206ZM28 181H30V182H28ZM65 181H67V182H65ZM137 181H139L140 183ZM164 181H165V184H164ZM197 181H198V184L196 185L195 182H197ZM200 181H202L203 183ZM33 182H35V183L37 182L38 186H37V183L33 184ZM102 182H103V185L102 184L100 185V183H102ZM108 182H110V183L112 182V183L108 184ZM130 182L133 184H130ZM166 182H168V184ZM143 183H145L144 185H146V186L149 185V188H151L150 189L151 192L148 191L149 190L148 187H144V185H142ZM194 183H195V185H193ZM250 183L252 185H250ZM15 184H16V186L14 187ZM20 184L23 186L21 187ZM112 184H113V187H112ZM136 184H139V185H136ZM166 184L168 186H166ZM261 184H263V185H261ZM33 185L36 187H34ZM128 185H129L131 190L134 188L136 193H133L134 190H133V192L130 191L128 188ZM154 185H156V186H154ZM164 185L167 187L166 189L169 188L168 190L165 189V192L163 191ZM204 185H207V186L204 187ZM249 185H250V187H249ZM50 186L53 188L51 189ZM81 186H82V188H81ZM104 186H108L110 191L109 190L105 191V188H103ZM140 186H143V188L142 187L140 188ZM181 186H182V184H181ZM195 186H197L199 188H197ZM26 187H27V189H26ZM185 187H188V188H185ZM259 187L260 188L263 187V189L260 190ZM16 188L19 191L16 190V192H15L14 190ZM37 188H39L40 190ZM200 188H202V191ZM9 189L10 190L14 189L12 191V193L14 195L16 193H18V194H16L15 199H14V196L12 195L11 191H9ZM31 189L33 191H34V189L37 190L36 191L37 193H35V191L34 192L31 191ZM54 189H56V191ZM106 189H107V187H106ZM137 189L138 190L140 189V191H137ZM143 189H144V191H143ZM231 189L234 190L233 193L231 192ZM5 190L7 191V193H5L6 192ZM28 190H29V192H28ZM57 190H61V191L64 190L63 191L64 193H61L60 191H58V193L60 192V196H59L57 193ZM47 191H49V192H47ZM114 191H115V195H114ZM168 191L170 193H168ZM178 191H179V193H178ZM197 191L199 192V194L202 192L200 194V198L198 197L199 194H197ZM219 191H220L222 196L220 195ZM22 192H24L25 194L23 195ZM27 192H28V194H27ZM65 192H66V196H65ZM86 192H87L88 199L86 196ZM138 192L141 193L142 196H141V194H138L140 196H138V195L136 196V194ZM145 192H147L149 194L153 193V196L150 197L151 195H149ZM10 193H11V195H10ZM88 193L90 195V199H92V200H89ZM182 193H183V198H182V200H180L182 197L181 196ZM8 194H9V197H8ZM20 194L22 195V197H20ZM61 194H62V197H61ZM108 194H111V197H110V195L108 196ZM194 194H197V195H194ZM30 195H32V197L36 198L35 200H34V198H31V199H33V201H35L36 206L38 207L36 209L37 211L36 210L34 211L36 206L33 207V206H31L32 204H30V203H34L33 201L32 202L30 201L29 204L27 203V201L29 202V200H31V199H29ZM174 195H176V196H174ZM10 196H12V198ZM39 196L42 197L43 199H39ZM188 196H189V198H188ZM24 197L27 198L26 201H25ZM49 197H51V199H52L51 201L49 200L50 199ZM21 198H24V199L22 200ZM94 198H95V201H94ZM112 198L114 201L111 200ZM156 198L158 201L160 199H162L163 201L161 202V200H160L159 205H158L155 203V202H157ZM171 199L173 200V202L171 201ZM176 199H178V200H176ZM18 200H20V201H18ZM117 200L119 203L116 202ZM121 200L124 201V202H122V206H124V208L120 207L121 206L120 205ZM147 200L150 202L148 203ZM152 200H154V201H152ZM87 201H90V202L94 201V202L88 203ZM180 201H183V202H180ZM208 201H210V202H208ZM17 202L19 205H16ZM51 202H54V204L52 203V206H51ZM96 202H97V205H95ZM109 202L110 203L112 202L111 205L113 208H116L115 210H116L117 214L114 213L115 214L114 215L112 212L111 213L109 212L110 211L109 208L111 209V211L114 210L111 208L110 205H107V204H110ZM140 202L142 203V208L140 206L141 205ZM37 203L38 204L42 203L39 206L41 207V209H42V207L45 206L46 210L43 208V212L40 213L42 210L39 209L40 207L38 206ZM150 203H152V204L150 205ZM170 203H172V205ZM181 203H183V204H181ZM22 204L23 205L25 204L24 207ZM45 204H47V205L49 204V205L47 206ZM14 205L17 206L16 211L13 208V207H15ZM60 205H63V207H62V208H64L63 211H62V208L60 207ZM67 205H68V207L66 208ZM76 205L78 207L79 212H81V213H79V212L78 213L82 214L80 217L78 216V213L77 214L74 213L75 211H77V210H75L76 208L74 209V206H76ZM127 205L129 206V208L127 207ZM143 205L144 206L147 205L144 208L148 207V210L147 209L144 210ZM168 205H171V207L174 209V212H173V209L169 208L170 206H168ZM20 206H21V208H20ZM134 206L135 207L137 206L136 208H139L140 211H138V209H136V212H137L136 213ZM151 206H152V209H151ZM175 206L178 207L179 209H177V208L175 209L174 208ZM22 207H23V209H22ZM103 207H104V210H102ZM166 207L169 208L170 210L168 211V209ZM105 208L106 209L108 208L109 211H106ZM125 209H127V213L124 212L125 213L124 214L123 211H125ZM18 210H20L21 213H22V211H25L22 213L23 216H22V214L20 216L16 215L17 213H15V212H18L20 214V212ZM64 210L67 212H65ZM228 210H229V212H228ZM243 210L244 211L246 210V211L244 212ZM2 211L6 215L4 213H2ZM55 211H56V213H54ZM120 211H122L123 214H120ZM147 211H149V214L147 213ZM151 211H152V214H150ZM176 211H178V212H176ZM201 211H203V212H201ZM11 212H14L13 215ZM47 212H48V214H47ZM63 212L67 213L66 214L67 218L65 216L66 220H65V218H63V216L65 214ZM68 212H69V214H68ZM82 212H86V213H82ZM98 213H100L102 216L100 214L98 215ZM139 213L141 216H136ZM45 214L47 215V217ZM85 214H87V215H85ZM105 214H106V216H105ZM142 214H143V216H142ZM71 215H72V217H71ZM122 215H124V216H122ZM1 216H3V217H1ZM12 216H15L16 219ZM32 216H37L38 220H37V218H34ZM76 216H78V218ZM96 216H99L101 219H102V217H103V219H106V222L103 223L104 225L99 223L100 219H99V217H96ZM128 216H130V217H128ZM88 217H89V219H88ZM109 217L112 219H110ZM46 218L48 219V221ZM17 219H19V220H17ZM62 219H63V221H62ZM78 219H80V220L82 219V221H79ZM223 219L226 220L227 225L230 227L229 230L224 229V227L222 226L223 223H221V222H223L222 221ZM64 221L65 222L68 221L67 222L68 225H66ZM101 221L103 222V220H101ZM38 222L40 223V225ZM84 222H86L87 224ZM249 222H250V224H249ZM8 223L11 224L13 228ZM63 223L66 226L63 227V225H64ZM74 223H77V224L75 225ZM92 223L94 224L93 226H91ZM27 224H28V227L32 228L33 230L29 229L27 227ZM36 224H37V227L39 229L35 226ZM48 224H49V226H48ZM19 225L20 226L22 225L23 227L22 226L20 227ZM25 225H26V227H25ZM87 225L91 226L92 229L94 227V230H91ZM107 225H109L110 227ZM6 227H8L9 229L7 228V230H5ZM65 227H66L68 232L66 231ZM10 228L15 229V230H10ZM40 228H42V229H40ZM49 228H51V229L49 230ZM44 229H47L49 231V235L46 234L47 232H44V233L42 232V231H44ZM89 229L91 231H93L92 234H91V232L88 231ZM172 229H173V231H172ZM28 230H30V231H28ZM103 230H105L106 232ZM175 230H176V232H175ZM21 231L25 232V233H23L25 235V238H24V236H22V234L20 236V233H22ZM95 231H97V232L94 233ZM35 232H36V234L32 236V233H35ZM78 232L82 233L83 235H80ZM232 232H234V233L232 234ZM8 233H10V234H8ZM26 233H28V234H26ZM39 233L41 234V236ZM50 233H51V236H50ZM86 234H88V235H86ZM248 234H249V236H247ZM9 235H11V237ZM44 235L49 236V239L47 236H45V238L48 239L47 245H46L47 240L45 238H43ZM74 236H75V239H74ZM90 236H91V238H90ZM251 236H254L253 239H257V236H258V239H260V240H258L257 242L255 241L256 242L255 243L254 240H251L252 239ZM12 237L16 238L17 240L12 238ZM11 238L13 240H15L16 242H14ZM30 238H32V239H30ZM21 239H22V241H21ZM237 240H239V241H237ZM235 241H236V243H235ZM53 242L56 245L55 246L56 250L54 248ZM73 242H75V243H73ZM180 242H182V243H180ZM7 243H8V245H7ZM30 243H31V245H30ZM56 243H58V244H56ZM211 243H213V244H211ZM253 243H254V246L252 245ZM25 244L27 247L25 246ZM5 245H7V246H5ZM9 245H11V246H9ZM41 245L43 246V250H42ZM261 245H262V247H261ZM32 246L34 247V249L36 248L35 251L37 250V252L35 254L33 253V255H35V256L31 255V253H32L31 249L34 250L33 248H30ZM47 246H48V248H47ZM58 246H60V248ZM45 247H46V249H45ZM196 247H197V249H196ZM202 247L207 251H205ZM241 247L245 250L242 249V251H241ZM57 248H59V251L57 250ZM12 249H14V250H12ZM29 249H30V252L26 253V251H29ZM53 249L55 250V252L53 251ZM216 249H218V250H216ZM9 251H11V252H9ZM12 251H14V252L12 253ZM70 251L72 252V254ZM160 251H162V252H160ZM145 252H147L148 254ZM57 253H58V255H57ZM128 253H129V255H128ZM216 253H220V255L218 254L219 256H217ZM18 254L21 255L22 258H24V259H22L21 256H19ZM25 254L28 255V257ZM160 254L162 256H160ZM212 254H214V256ZM246 254L249 256L246 257L247 256ZM224 255H226V257ZM238 255H240V256H238ZM251 255L253 258L252 260L250 258ZM254 255H256V256L253 257ZM50 256H51V258H49ZM10 257H12V258H10ZM73 257H75L76 259L75 258L73 259ZM211 257H213V258H211ZM263 257H264V255H263ZM19 259H20V261H19ZM164 259H166V260H164ZM191 259H192V261H191ZM212 259H213V263H212ZM217 259H218V261H217ZM12 260H13V263H12ZM14 260H16L17 262L14 263ZM187 261H189V262H187ZM193 261H194V263H193ZM220 261H222L223 263ZM252 261H254L256 263H254ZM208 264H209V262H208Z\"/></svg>",
  "mask_w": 264,
  "mask_h": 264
},
{
  "label": "bare ground",
  "instance_id": "obj_2",
  "mask_svg": "<svg viewBox=\"0 0 264 264\" xmlns=\"http://www.w3.org/2000/svg\"><path fill=\"white\" fill-rule=\"evenodd\" d=\"M12 1H13V0H12ZM17 1H20V2L22 3V5H23V2H24V1H25V3H28V4L31 2V1H29V0H27V2H26V0H24V1H22V0H17ZM32 1H33V0H32ZM42 1H43V0H41V2H42ZM130 1H131V0H130ZM6 2H7V1H6ZM13 2H16V0L13 1ZM147 2H148V1H147ZM210 2H211V1H210ZM35 3H36V2H35ZM107 3H108V2H107ZM111 3H112V2H111ZM111 3H110V4H111ZM228 3H229V2H228ZM7 4H8V3H7ZM14 4H15V3H14ZM28 4H27V5H28ZM153 4H154V3H153ZM186 4H187V3H186ZM230 4H231V3H230ZM230 4H229V5H230ZM243 4H244V3H243ZM255 4H257V6H258L259 3H255ZM8 5H10V3H9ZM16 5L18 6L17 3H16ZM24 5H25V4H24ZM113 5H114V4H113ZM115 5H117V4H115ZM155 5H156V4H155ZM191 5H192V2H191ZM263 5H264V4H263ZM17 6H16V8H17ZM30 6H31V5H30ZM36 6H37V5H36ZM111 6H112V5H111ZM257 6H255V7H257ZM260 6H261V5H260ZM260 6H259V7H260ZM115 7H116V6H115ZM120 7H121V6H120ZM132 7L135 8L134 6H132ZM185 7H186V6H185ZM187 7H188V4H187ZM246 7H247V6H246ZM8 8H9V6L6 8L8 13H9V11L11 12V10H14V9H11V8H9V9H10V10H9ZM19 8H20V7H19ZM21 8H22V7H21ZM21 8H20V9H21ZM29 8H30L29 10H31V8H33V7H29ZM122 8H123V7H122ZM122 8H121V11L124 13V10H125V9H122ZM133 8H132V11L134 10ZM154 8H155V6H154ZM195 8H196V7H195ZM197 8H198V7H197ZM24 9H25V10H24ZM129 9H130V8H129ZM135 9H136V8H135ZM156 9H157V8H156ZM162 9H163V8H162ZM164 9H165V8H164ZM211 9H212V8H211ZM253 9H254V8H253ZM16 10H17V9H16ZM21 10H23V11H27V12H28V10L26 9V5L23 6V9H21ZM36 10H37V9H36ZM80 10H81V9H80ZM159 10H161V9H159ZM192 10H193V9H192ZM212 10H213V9H212ZM14 11H15V10H14ZM48 11H49V10H48ZM149 11H150V9H149ZM164 11H165V10H164ZM182 11H183V10H182ZM255 11H256V10H255ZM33 12H34V10H33ZM80 12H81V11H79L78 13L80 14ZM122 12H120V13H122ZM128 12H129V11L126 12V10H125L126 15H128V14L130 15V13H128ZM130 12H131V10H130ZM133 12H137V11H133ZM138 12H139V11H138ZM179 12H180V11H179ZM217 12H218V11H217ZM248 12H249V11H248ZM251 12H252V11H251ZM256 12H257V11H256ZM0 13H1V12H0ZM17 13H18V12H17ZM30 13L32 14V12H30ZM30 13H29V14H30ZM49 13H50V12H49ZM49 13H48V14H49ZM81 13H82V12H81ZM125 13H124V14H125ZM127 13H128V14H127ZM157 13H158V12H157ZM157 13H156V14H157ZM206 13H207V12H206ZM249 13H250V12H249ZM249 13H248V14H249ZM258 13H259V12H258ZM1 14L3 15V13H1ZM18 14H19V13H18ZM24 14H25V13H24ZM29 14H28V15H29ZM50 14H51V13H50ZM72 14H73V13H72ZM131 14H132V12H131ZM133 14H134V13H133ZM135 14H136V13H135ZM139 14H140V13H139ZM183 14H184V13H183ZM194 14H195V13H194ZM222 14H223V13H222ZM224 14H225V13H224ZM230 14H232V13H230ZM250 14H252V13H250ZM253 14H254V13H253ZM2 15H1V16H2ZM11 15H12V14H11ZM32 15H33V14H32ZM37 15H38V14H37ZM40 15H41V14H40ZM52 15H53V14H52ZM126 15H122V16H124V17L121 16L122 20H127V18H129V16L127 17ZM137 15H138V14H137ZM179 15H180V14H179ZM255 15L257 16L258 14H255ZM260 15H262V14H260ZM18 16L20 17V14H19ZM18 16H17V17H18ZM38 16H39V15H38ZM38 16H37V17H38ZM48 16H49V15H48ZM119 16H120V15L118 14L117 19H118V21L120 20V22H121L122 20L119 19ZM131 16H132V15H131ZM131 16H130V17H131ZM139 16H140V15H139ZM198 16H199V15H198ZM223 16H224V15H223ZM11 17H12L13 20H14V17H13V16H11ZM133 17H134V16H133ZM180 17L182 18V16H180ZM263 17H264V16H263ZM24 18H25V17L23 16V19H24ZM33 18H34V17H33ZM124 18H126V19H124ZM138 18H139V17H138ZM141 18L143 19L142 16H141ZM199 18H200V16H199ZM219 18L221 19V17H219ZM222 18H223V17H222ZM0 19H2V20H0V22H1V21L4 22V23L1 22L2 24L0 23V26L2 27V25L4 24V25H5V29H6V26H7V25L5 24L4 17H2V18H0ZM20 19H22V18L20 17L19 20H20ZM27 19H28L27 21L30 22L31 18H30V20H29V18H27ZM34 19H35V18H34ZM49 19H50V18H49ZM117 19H116V20H117ZM130 19H131V18H130ZM142 19H141V20H142ZM160 19H161V18H160ZM178 19H179V18H178ZM183 19H184V18H183ZM188 19H189V18H188ZM188 19H187V20H188ZM220 19H219V21H223L222 19H221V20H220ZM223 19H224V18H223ZM17 20H18V19H17ZM19 20H18V21H19ZM47 20H48V19H47ZM53 20H54V19H53ZM128 20H129V19H128ZM128 20H127V21H128ZM144 20H145V22H144L145 25H146L147 23H150V21L148 22L149 19H147V20L144 19ZM154 20H155V19H154ZM175 20H176V19H175ZM179 20H182V19H179ZM190 20H191V19H190ZM190 20H189V21H190ZM262 20H263V19H262ZM14 21H15V20H14ZM18 21H17V22H18ZM129 21H130V20H129ZM129 21H128V22L124 21V22L127 23V24L125 23L126 25H128V24H129V25H133L134 22H133L132 24H130ZM142 21H143V20H142ZM146 21H147V22H146ZM166 21H167V20H166ZM225 21H226V20H225ZM257 21H258V20H257ZM259 21H260V20H259ZM11 22H12V21H11ZM55 22H56V21H55ZM76 22H77V21H76ZM79 22H80V21H79ZM114 22H115V21H114ZM120 22H119V23H120ZM124 22L122 21V23H121L122 25H121V24H118V26H119V25H121V27H122L123 25L126 26L125 24H123ZM138 22H139V20H138ZM138 22H137V23H138ZM169 22H170V21H169ZM187 22H188V21H187ZM190 22H191V21H190ZM190 22H188V23H190ZM205 22H207V20H206ZM8 23H10V22H8ZM42 23H43V22H42ZM115 23H116V22H115ZM139 23H140V25H141V24L144 25V23H142L141 21H140ZM139 23H138V24H139ZM179 23H180V22H179ZM182 23H183V21H181V24H182ZM193 23H194V22H193ZM219 23H220V22H219ZM258 23H259V22H258ZM263 23H264V22H263ZM12 24H13V23H12ZM33 24L35 25V23H33ZM33 24H31L30 26H32ZM45 24H46V23H45ZM83 24H84V23L81 24V22H80V26L83 25ZM202 24H203V23H202ZM208 24H209V23H208ZM239 24H240V23H239ZM251 24H252V23H251ZM25 25H26V23H25ZM34 25L32 26L33 29L35 28ZM38 25H39V24H38ZM38 25H36V26L39 27ZM115 25H116V24H115ZM145 25H144V28H142V27H143V26H142V27H141L142 29H141L140 26H139V27H137V29H135V30H138V31H139V29H140V31H143V32H144V31H146L145 28L147 27V25H146V27H145ZM149 25H150V24H149ZM217 25H218V24H217ZM241 25H243V24L241 23L239 27H241ZM8 26H9V24H8ZM8 26H7V28H8ZM10 26H11V27H10ZM10 26H9V32L12 33V32L10 31V29L12 28L13 25L10 24ZM27 26H28V25H27ZM50 26H51V25H50ZM166 26H169V25H166ZM183 26H184V25H183ZM192 26H193V24H192ZM229 26H231V25H229ZM259 26H260V25H259ZM259 26H258V27H259ZM1 27H0V28H1ZM28 27H29V26H28ZM28 27H27V29H28ZM32 27H31V28H32ZM37 27H36V28H37ZM44 27H45V26H44ZM46 27H47V24H46ZM114 27H115V26H114ZM116 27H117V25H116ZM116 27H115V28H116ZM129 27H132V26H129ZM129 27H128V29H129ZM169 27H170V26H169ZM198 27H199V26H198ZM207 27H208V26H207ZM209 27H210V26H209ZM209 27H208V28H209ZM36 28H35V29H36ZM115 28H114V29H115ZM125 28H127V27H125ZM135 28H136V27H135ZM138 28H139V29H138ZM147 28H148L150 31H153V30H151V29H154V28H152V25H151V28H150L149 26H148ZM171 28H173V27L171 26ZM232 28H234V27H232ZM261 28H262V27H261ZM263 28H264V27H263ZM2 29H4V26L2 27ZM2 29H0V34H1V35H2V34L4 35L5 32H4ZM20 29H21V27H20ZM33 29H32V30H33ZM35 29H34V30H35ZM37 29H38V28H37ZM57 29H58V28H57ZM57 29H56V30H57ZM59 29H60V28H59ZM71 29H73V28H71ZM76 29H77V28H76ZM122 29H124V28L122 27ZM143 29H144V30H143ZM168 29H169V28H168ZM175 29H176V28H175ZM184 29H185V26H184ZM206 29H207V28H206ZM230 29H231V28H230ZM251 29H252V27H251ZM1 30H2V31H1ZM12 30H13V29H12ZM22 30H24V29H22ZM30 30H31V29H30ZM56 30H55V32H56ZM112 30H113V28H112ZM112 30H111V31H112ZM125 30H127V29H125ZM149 30H148V31H149ZM157 30H159V29H157ZM171 30H172V29H171ZM176 30H178V28H177ZM182 30H183V29H182ZM234 30H235V29H234ZM236 30H237V29H236ZM240 30H241V29H240ZM242 30H243V29H242ZM242 30H241V32L246 31V30H243V31H242ZM247 30H248V29H247ZM249 30H250V29H249ZM249 30H248V32H249ZM13 31H14V30H13ZM44 31H45V30H44ZM120 31H121V30H120ZM120 31H119V32H120ZM130 31H131V29H130ZM150 31H149V33H150ZM159 31H160V30H159ZM159 31H158V32H159ZM169 31H170V30H169ZM172 31H174V30H172ZM209 31H210V30H209ZM261 31H263V29H262ZM6 32H7V30H6ZM27 32H28V31H27ZM52 32H53V34L56 36V34H55V32H54L53 30H52ZM57 32H58V31H57ZM57 32H56V33H57ZM73 32H75L74 29H73ZM119 32H118V33H119ZM131 32H132V31H131ZM136 32H137V31H136ZM143 32H142L141 35L135 33V35H138L139 39H140V36L143 37V38L141 37V38H142L141 41H143V42L138 41V43H140V42H141V43H144V41H145V43H146V42H147V43L149 42L148 39H147V41H146V39L144 38L145 35H143V34H144ZM153 32H154V31H153ZM153 32H152V33H153ZM155 32H156V31H155ZM155 32L153 33V35L156 34ZM160 32H161V31H160ZM160 32H159V33H160ZM174 32H175V31H174ZM174 32H173V33H174ZM232 32H236V34H238L237 31H232ZM15 33H16V32H15ZM118 33H117V34H118ZM122 33H124V34H123V35H124L123 38H124V39L127 38V36L125 37V35H126L125 32L123 31ZM122 33H121V34H122ZM138 33H141V32H138ZM149 33H147V34L145 33V34H146V37H147V35H148ZM159 33H157V34H159ZM168 33L170 34V32H168ZM171 33H172V32H171ZM180 33H181V31H180ZM201 33H202V31H201ZM205 33H206V32H205ZM211 33H212V32H211ZM263 33H264V32H263ZM31 34H32V33H31ZM131 34H132V33H131ZM160 34H161V33H160ZM202 34H203V33H202ZM234 34H235V33H234ZM252 34H255V33H253V31H252ZM252 34H251V36L253 37ZM261 34H262V32H261ZM261 34H260V35H261ZM5 35H6V34H5ZM28 35H29V34H28ZM32 35H33V34H32ZM38 35H39V34H38ZM42 35H43V34H42ZM54 35H53V36H54ZM58 35H59V34H58ZM127 35H128V34H127ZM175 35H176V34H175ZM184 35H186V34H184ZM211 35H212V34H211ZM211 35H210V36H211ZM224 35H225V34H224ZM255 35L257 36V33H256ZM10 36H11V35H10ZM40 36H41V35H40ZM43 36H45V35H43ZM50 36H51V34L49 35V37H50ZM59 36H60V35H59ZM119 36H120V35H119ZM157 36H158V35H157ZM163 36H164V34H163ZM163 36H162V39H164ZM194 36H195V35H194ZM204 36H205V35H204ZM231 36H232V35H231ZM258 36H259V35H258ZM49 37H48V38H49ZM56 37H58V36H56ZM62 37H63V36H62ZM62 37H61L60 40L63 39V40H62L63 42H64V41H67V40L72 41V39L74 38V37H72V35L69 37V39H67L68 37H67L66 39H64V37H63V38H62ZM71 37H72V38H71ZM116 37H118V36H116ZM132 37H133V36H132ZM149 37H150V35H149ZM178 37H179V35H178ZM195 37H196V36H195ZM206 37H207V33H206ZM226 37H227V36H226ZM234 37H237V35L234 36ZM14 38H15V35H14ZM28 38H29V37H28ZM43 38H44V37H43ZM70 38H71V39H70ZM118 38H119L120 41H121V38H122V37H121V38L118 37ZM123 38H122V42H123ZM147 38H148V37H147ZM158 38H159V37H158ZM158 38H157V39H158ZM160 38H161V36H160ZM160 38H159V39H160ZM208 38H209V37H207V39H208ZM213 38H214V37L212 36V39H213ZM228 38H231V37H228ZM246 38H247V36H246ZM29 39H30V38H29ZM34 39H35V36H34ZM34 39H33V41H34ZM50 39H51V37H50ZM108 39H109V38H108ZM108 39H107V40H108ZM116 39H117V38H115L114 40H116ZM119 39H118V40H119ZM134 39H135V38H134ZM143 39H144V40H143ZM154 39H155V41H156V37H155ZM195 39H196V38H195ZM197 39H198V38H197ZM199 39H200V38H199ZM199 39H198V40H199ZM210 39H211V38H210ZM249 39H250V40H249ZM251 39H252V38H250V36H249L248 40H249L250 42H251ZM258 39H259V38H258ZM25 40H26V39H25ZM36 40H37V38L35 39V41H36ZM40 40H41V39H40ZM55 40H56V39H55ZM60 40H59V37H58V40H57V41H60ZM118 40H116V42H115V41H114V42L117 44V41H118ZM131 40H132V38H131ZM172 40H173V39H172ZM205 40H206V39H205ZM229 40H230V42H231V39H229ZM233 40H235V39L232 37V41H233ZM252 40H253V39H252ZM261 40H262V39H261ZM263 40H264V39H263ZM2 41H3V40H2ZM26 41H27V40H26ZM73 41H75V38H74ZM110 41H111V39H110ZM125 41H126V40H125ZM162 41H163V40H162ZM166 41H167V40H166ZM166 41H164V44H165ZM195 41H196V40H195ZM200 41H201V40H200ZM206 41H209V39L206 40ZM206 41H205V44L208 43V42L206 43ZM210 41H211V40H210ZM212 41H213V40H212ZM212 41H211V43H212ZM224 41H226V39H223V42H224ZM239 41H240V39H239ZM249 41H248V43L250 44ZM256 41H257V39H256ZM6 42H7V41H6ZM9 42H11V40H10ZM16 42H17V41H16ZM50 42H52V39L50 40ZM53 42H54V41H53ZM130 42H132V41H130ZM158 42L161 43L160 40H158ZM173 42L175 43L174 40H173ZM173 42H172V43H173ZM178 42H179V41H178ZM187 42H188V41H187ZM196 42H197V41H196ZM227 42H228V41H227ZM235 42H238V40L236 39ZM254 42H255V39H254L253 43H254ZM257 42H258V41H257ZM257 42H256V44H259V43H257ZM22 43H23V41H22ZM26 43H28V42H26ZM75 43H77V42H75ZM112 43H113V42H112ZM138 43H137V44H138ZM172 43H171V45L173 46ZM191 43H192V42H191ZM197 43H198V42H197ZM197 43H196V44H197ZM209 43H210V42H209ZM209 43H208V44H209ZM231 43H233V42H231ZM231 43H230V46H229V45H226V43H225L226 46L223 45V47H224V46H225V47H227V46L231 47ZM238 43H239V42H238ZM251 43H252V42H251ZM19 44H21V43L19 42ZM30 44H31V43H30ZM32 44H35V42L32 43ZM51 44H52V43H49V44H48V45H50L51 47H50V46H49V47L47 46V48H45L44 46H42V47H43L44 49H46V51H47V49H49L51 52H50V53L48 52V53H49L48 55H50V56L53 57V56L57 55L58 53H59L60 56H61L62 53L64 52V50H65L66 48H68L69 45H71V42H70L69 44H68V43L65 44L67 47L65 46V49H64V50H63V48H62L61 51L58 50L59 52H58V51H57V52L55 51L56 54H54V53H55L54 50H51V49H54L57 45H56V46L54 45V47H53ZM84 44H85V43H84ZM88 44H89V43H88ZM102 44H103V43H101L100 45H102ZM113 44H114V43H113ZM128 44H129V43H128ZM128 44H126V45H128ZM133 44H134V43H133ZM150 44L152 45L153 43H148V45H146V44H145V45L151 47ZM177 44H178V43H177ZM177 44L175 43V46H173V47H174V50H177V49L181 48V46L179 47ZM179 44H180V42H179ZM214 44L216 45L217 43H214V42H213V44H210V45H214ZM220 44H221V42H220ZM246 44H247V41H246ZM11 45H12V44H11ZM21 45H22V44H21ZM42 45H44V44H42ZM46 45H47V44H46ZM103 45H104V44H103ZM111 45H112V44H111ZM111 45H109V46L111 47ZM141 45L143 46V44H141ZM176 45H177V47H178L177 49L175 48ZM202 45H203V44H202ZM232 45H233V44H232ZM234 45H235V44H234ZM234 45H233V46H234ZM238 45H241V44L239 43ZM263 45H264V44H263ZM27 46L29 47V45H27ZM77 46H79V45H77ZM152 46L155 47L154 45H152ZM158 46H159V48H160V47L162 48V45H161V46L158 45ZM163 46H164V45H163ZM196 46H198V45H196ZM205 46H206V45H205ZM219 46H220V45H219ZM254 46H256V45H254ZM2 47H3V46H2ZM12 47H13V46H11V48H12ZM24 47H26V46H24ZM24 47H23V48H24ZM30 47H33V45H31ZM52 47H53V48H52ZM85 47H86V46H85ZM98 47H100V46H98ZM110 47H109V49H110ZM124 47H125V46H124ZM126 47H127V46H126ZM131 47H133V46H130V45L128 46V48H131ZM192 47H193V45L190 46L189 49H192ZM206 47H207V46H206ZM215 47H218V46H215ZM235 47H236V46H235ZM249 47H250V46L247 47V48H248V51L250 50ZM256 47H257V46H256ZM37 48H38V47H37ZM37 48H35V49H37ZM40 48H41V46H39V49H40ZM79 48H81V47H79ZM95 48H96V47H95ZM104 48H105V47H104ZM133 48H134V47H133ZM139 48H140V47H139ZM147 48H148V47H147ZM156 48H157V46L155 47V49H156ZM247 48H246V49H247ZM252 48H253V46H252ZM4 49H5V48H4ZM8 49L11 51V53H13V52L16 51L15 49H10V48H9V45H8L7 50H8ZM16 49H17V47H16ZM20 49H22V48H20ZM39 49H38V50H39ZM69 49L73 51L74 46H73V49H72V47H70ZM69 49H66V50H65V54L68 55V52H69L68 50H69ZM120 49H122V48H120ZM155 49H154V50H155ZM189 49H188V50H189ZM197 49H198V48H197ZM216 49H217V48H216ZM223 49H224V48H223ZM226 49H227V48H226ZM238 49H239V51L242 50V48H238ZM238 49H237V50H238ZM258 49H259V47H258ZM261 49L264 50L263 48H261ZM18 50H19V49H18ZM23 50H24V49H23ZM23 50L21 51V54H23V53H22ZM25 50H27V49H25ZM40 50H41V49H40ZM42 50H43V49H42ZM42 50H41V51H42ZM55 50H57V48H55ZM93 50H94V49H92L91 51H93ZM98 50H99V48H98L97 50H95L96 52H98L97 55H100V56L103 55V56H102L103 58L106 57V56H108V54L110 53V52H109V53L106 54V56H104V55H105V54H103V50H104V49L102 50V48H101L99 51H98ZM111 50H112V49H111ZM111 50H109V51H111ZM115 50L117 51L118 49L115 47ZM115 50H114V51H115ZM124 50H125V49H124ZM140 50H142V47L140 48ZM143 50H146L144 46H143ZM150 50H151V49H150ZM159 50H160V51H161V50L163 51V49H159ZM159 50H158V51H159ZM208 50H209V49H208ZM221 50H222V49H221ZM221 50H220V51H221ZM237 50H235V51H237ZM255 50H256V49H255ZM3 51H4V50H3ZM31 51H32V50H31ZM43 51H44V50H43ZM43 51H42V52H43ZM46 51H45V52H46ZM62 51H63V52H62ZM75 51H76V50H75ZM112 51H113V50H112ZM160 51H159V53H160ZM194 51H195V50H194ZM218 51H219V50H218ZM220 51H219V52H220ZM232 51L234 52V49H233V48H231L229 54L232 53ZM252 51H253V50H250V54H251ZM260 51H261V50H260ZM6 52H7V51H6ZM16 52H17V51H16ZM19 52H20V51H19ZM27 52H28V51H27ZM27 52H26V53H27ZM52 52H53V53H52ZM60 52H62V53H60ZM76 52H77V51H76ZM81 52L83 53V51H81ZM93 52H94V51H93ZM93 52H91V53H93ZM96 52H95V53H96ZM117 52H118V51H117ZM120 52H121V51H120ZM190 52H191V51H190ZM197 52H198V50H197ZM197 52H196V53H197ZM209 52H210V51H209ZM209 52H208L209 55H210V54H211V55L213 54V53H211V52L209 53ZM221 52H222V53H221ZM221 52H220V54H223L224 52H226V54H227V51H225V50H224V51H221ZM261 52H262V51H261ZM11 53L9 52L10 56L12 55ZM28 53H30V51H29ZM51 53H52L53 55H52ZM70 53H71V52H70ZM70 53H69V54H70ZM156 53H157V51H156ZM161 53H163V52H161ZM254 53H255V55H256V54L259 55L258 52H254ZM254 53H252V54L254 55ZM262 53H264V51H263ZM34 54H35V53H34ZM71 54H74L75 56H76V55H77V56L80 55V54H75V53H73V52H72ZM71 54H70V55H71ZM83 54H84V53H83ZM117 54H118V53H117ZM183 54H184V52H183L181 55H183ZM185 54H186V53H185ZM185 54H184V55H185ZM217 54H218V53H217ZM234 54H235V52H234ZM239 54H240V52H239ZM241 54H242V56H243V54H244L243 51H242ZM241 54H240V55H241ZM260 54H261V53H260ZM26 55H27V54H26ZM36 55H37V54H36ZM41 55H42V53H41ZM41 55H39V56H41ZM48 55H47V56H48ZM93 55H94V53H93ZM93 55H92V56H93ZM114 55H115V53H114ZM120 55H121V54H120ZM120 55L118 54V56H120ZM165 55H166V54H165ZM188 55H189V58H191L192 55H191V56H190V54H188ZM194 55H195V54H194ZM194 55H193V56H194ZM218 55H219V54H218ZM223 55H225V54H223ZM255 55H254V56H255ZM12 56H13V55H12ZM27 56H28V55H27ZM31 56H32V55H31ZM42 56H43V55H42ZM45 56H46V55H45ZM45 56H44V57H45ZM47 56H46V57H47ZM63 56H64V53H63ZM63 56H62V57H63ZM65 56H66V55H65ZM65 56H64V57H65ZM72 56H73V55H72ZM75 56H74L75 59L73 58L74 60L80 58L79 56H78L79 58H78V57L76 58ZM89 56H90V58H92L91 55H89ZM94 56H96V55H94ZM100 56H99V57H100ZM118 56H116V58H118ZM121 56L123 57V55H121ZM121 56H120V58H121ZM124 56H126V54H125ZM215 56H216V55L212 56V58L215 57ZM262 56H264V55L262 54ZM29 57H30V55H29ZM44 57H43V58H44ZM64 57H63V58H64ZM67 57H68V56H67ZM82 57H83V56H81V59H82ZM96 57H97V56H96ZM109 57H110V56H109ZM111 57H112V56H111ZM129 57H130V56H129ZM136 57H137V56H136ZM151 57H152V56H151ZM161 57H163V56H161ZM164 57H165L164 59H166L167 56H164ZM186 57H188V56H186ZM195 57H196V56H195ZM221 57H222V56H220L219 59H220L221 62H223L222 59H221ZM233 57H234V56H233ZM240 57H241V56H240ZM256 57H257V56H256ZM260 57H261V55H260ZM16 58H17V57H16ZM22 58H24V57H22ZM47 58H48L49 60H44L45 62L50 61V59H51V58H49V57H47ZM56 58H58V57H56ZM56 58H55V61H54V59H51V60H53L54 64H59L58 62H56V60H58V59H56ZM65 58H66V57H65ZM65 58H64V59H65ZM100 58H101V57H100ZM100 58H99V61H97L96 58H95V60L99 63L100 61H102V60H100ZM103 58H102V59H103ZM113 58H115V56H114ZM116 58H115V59H116ZM140 58H141V56H140ZM140 58H139V60H140ZM142 58H143V57H142ZM142 58H141V59H142ZM152 58H154V57H152ZM196 58H197V57H196ZM196 58H195V59H196ZM209 58H210V56H209ZM216 58H218V57L216 56ZM245 58H246V57H245ZM250 58H251V56H249L247 59H249V60L251 61L252 59H250ZM3 59H4V58H3ZM18 59H19V58H17V60H18ZM32 59H33V58H32ZM37 59H38V55H37ZM81 59H79V60H81ZM83 59L85 60L84 57H83ZM83 59H82V60H83ZM92 59H93V61H94V58H92ZM111 59H112V58H111ZM111 59H109V60L111 61ZM122 59L124 60V58H122ZM122 59H120V60H122ZM168 59H169V58H168ZM185 59H186V58H185ZM187 59H188V58H187ZM197 59H198V58H197ZM223 59H224V58H223ZM233 59L236 60V58H233ZM262 59H263V58H261L260 60H262ZM0 60H1V62H3V61H2V58H1ZM25 60H26V58H25ZM25 60H24V61H25ZM30 60H31V59H30ZM33 60H35V59H33ZM60 60H62V58H61ZM87 60H88V58H87ZM89 60H91V59H89ZM105 60H106V59H105ZM109 60H107L106 63H108ZM118 60H119V59H118ZM127 60H129V59L127 58ZM137 60H138V59H137ZM157 60H158V59H157ZM161 60H162V59H161ZM166 60H167V59H166ZM166 60H165V61H166ZM204 60H205V59H203V61H204ZM235 60H234V61H235ZM260 60H259V62H260ZM5 61H6V60H5ZM5 61H4V62H5ZM19 61H20V59H19ZM21 61H22V59H21ZM21 61H20V62H21ZM35 61L38 62L39 59H38V60H35ZM35 61H33V62H35ZM66 61H67V60L65 59V62H66ZM69 61H70V60H69ZM96 61H95V63H97ZM158 61H160V60H158ZM169 61H170V60H167L166 62H169ZM171 61H172V60H171ZM171 61H170L169 63H171ZM192 61H193V60H192ZM199 61H200V60H199ZM207 61H208V63H209L210 59H209V60L207 59ZM213 61H214V60H213ZM220 61H217V62L220 63ZM225 61H226V60H225ZM236 61H237V60H236ZM236 61H235V63H237ZM240 61L243 62V60H240ZM4 62H3V63H4ZM6 62H7V61H6ZM51 62H52V61H51ZM53 62H52V63H53ZM111 62H112L111 64L114 63L113 61H111ZM118 62H119V61H118ZM129 62H130V61H129ZM131 62H132V61H131ZM150 62H151V61H150ZM196 62H197V61H196ZM201 62H202V61H201ZM215 62H216V60H215ZM248 62H249V61H248ZM42 63H43V62H42ZM72 63H73V62H72ZM72 63H71V64H72ZM78 63H79V62H78ZM83 63H84V62L79 63L80 65L82 64V66H81V68H82L81 71H82V72H83V70H84V69H83V68H84V67H83V66H84ZM95 63L92 62L93 67H96ZM98 63H97V64H98ZM126 63H127V61H126ZM145 63H146V62H145ZM148 63H149V62H147L146 65H143V67H144V66H147ZM151 63H152V62H151ZM187 63H190V62H187ZM187 63H186V64H187ZM250 63H251V62H249V64H250ZM262 63H263V61L260 62V63H257V64H258V65H260V64L262 65ZM4 64H5V63H4ZM23 64H24V67H25V66H26V67L28 66V65L26 64V61H25V63L23 62ZM25 64H26V65H25ZM62 64H63V63H62ZM64 64H65V63H64ZM64 64H63V65H60L61 69L64 68V67H66V65H68L67 67H69V66H70L71 68L74 67V66H71L70 63H69V64L66 63L65 66H64ZM92 64H91V67H92ZM103 64H104V63H103ZM114 64H118V63H116V61H115ZM120 64H121V62H120ZM120 64L118 65L119 67L116 66V69H117V72H120V73H121V72H123V70H124L125 67H122L123 65H120ZM136 64H137V62H136ZM136 64H135V65H136ZM155 64H156V63L154 62L153 65H155ZM213 64H214V63H213ZM0 65H2V63H0ZM72 65H73V64H72ZM74 65H75V66H76V65L78 66V67H75V69L78 70L80 65H78L77 62H76V64H74ZM86 65H87V64H86ZM94 65H95V66H94ZM99 65H100V67H99ZM99 65H98L99 69H101V67H102L103 69L105 68V67H103V65H102V66H101V64H99ZM107 65H108V64H107ZM127 65H128V64H127ZM182 65H184V66H183L184 68H185V66H187V65H185V64H182ZM192 65L194 66V64H192ZM195 65H196V64H195ZM200 65H201V64H200ZM205 65H206V64H205ZM214 65H216V64H214ZM225 65H226V64H225ZM229 65H230V64H229ZM252 65H253V62H252ZM2 66H3V65H2ZM2 66H1V67H2ZM16 66H17V65H16ZM44 66H46V68H47V64H46V63H44ZM56 66H57V65H56ZM128 66H130V64H129ZM151 66H152V65H151ZM188 66H189V65H188ZM188 66H187V67H188ZM216 66H217V65H216ZM218 66H219V65H218ZM222 66H224V65H222ZM230 66H231V65H230ZM253 66H255V64H254ZM253 66H252V68H253ZM262 66L264 67V65H262ZM21 67H22V66H21ZM26 67H25V68H26ZM28 67L30 68V66H28ZM28 67L26 68V70L29 69ZM49 67H50V66H49ZM49 67H48V68H49ZM60 67L58 66V69H59V70H61ZM88 67L91 68V67H90V64H89ZM88 67H87V68H88ZM98 67L96 68L97 70H98ZM112 67H113V66H112ZM112 67L109 65V68H112ZM120 67L123 68V69H121V71L118 70V68L120 69ZM131 67H132V69L134 68V70H135V68H136V66H133V65H132ZM190 67H191V66H190ZM198 67H199V66H198ZM209 67H210V66H209ZM209 67H208V71H207V69H206L205 72H202L203 70L201 71V69H204L205 66H204V68L199 67V68H200L199 71H201V72H197L198 70L196 71L197 74H198V76H200L199 73H202V74H201V76H202L203 73H206V71L209 73V72H210V71H209V70H210ZM211 67L213 68V67H215V66L212 65ZM211 67H210V68H211ZM219 67H220V66H219ZM227 67H228V66H227ZM255 67H256V66H255ZM259 67H261V66H258V67H256V68H259ZM40 68H42V67H40ZM46 68H45V71H46V70L48 71V68H47V69H46ZM56 68H57V67H56ZM89 68H88V69H89ZM109 68H107V70H104L103 72H102V69H101L100 72H101L102 74L105 72L106 76H105V74H104V76H105L104 79H100V81L103 80V82H104V80H106L105 78H106L107 76H110V75H107V73L110 71ZM212 68H211V69H212ZM229 68H230V67H229ZM256 68H255V70H256ZM13 69H14V68H13ZM31 69H32V68H31ZM58 69H57V70H58ZM75 69H74V70H75ZM96 69H95V70H96ZM108 69H109V70H108ZM113 69L116 70L115 67H114ZM113 69H111V71H114ZM144 69H145V67H144ZM146 69H147V67H146ZM164 69H165V68H164ZM182 69H183V68H182ZM187 69H188V68H187ZM11 70H12V69H11ZM33 70H34V69H32V71H33ZM42 70H43V69H42ZM69 70H70V69H69ZM71 70H72V69H71ZM71 70H70V71H71ZM74 70H73V71H74ZM76 70H75V74H76V75H74V76H79V73H82V72H78V75H77ZM89 70H90V69H89ZM95 70H92V71H95ZM97 70H96V72H97ZM126 70L129 71V68H127ZM136 70H137V68H136ZM150 70H151V69H150ZM214 70H215V69H214ZM214 70H213V71H214ZM232 70H233V69H232ZM232 70H231V71H232ZM257 70H258V69H257ZM262 70L264 71L263 68H262ZM262 70H259L258 72H260V71H262ZM35 71H36V72H35ZM35 71H34L35 74H36L35 77H37L38 75H40V74L42 73V72H41L40 74H37V70H35ZM38 71L40 72V70H38ZM50 71H51V70H49L48 72L50 73ZM70 71H67V73L70 72ZM73 71H72L71 75H73V73H74ZM79 71H80V70H79ZM106 71H107V72H106ZM139 71H140V70H139ZM154 71H155V70H154ZM158 71H160V70H158ZM168 71H171V73L174 74V73L172 72L173 70H170V69H169ZM180 71H181V69H180ZM182 71H183V70H182ZM193 71H194V70H193ZM219 71L221 72V69L218 70L217 72H219ZM13 72H14V70H13ZM34 72H33V73H34ZM39 72H38V73H39ZM43 72H44V71H43ZM48 72H47V73H48ZM51 72H52V71H51ZM53 72H54V71H53ZM90 72H91V71H90ZM161 72L163 73V71H161ZM49 73H48V76H49ZM87 73H88V70L85 72V74H86L87 76H89ZM91 73H92V72H91ZM91 73H90V74H91ZM98 73H99V72H98ZM109 73H110V74H112V73L114 74V72H109ZM109 73H108V74H109ZM126 73H127V72H126ZM126 73H125V74H126ZM130 73L133 75V72H131V68H130L129 74H130ZM137 73H138V72H137ZM171 73H170V74H171ZM183 73H184V72H183ZM186 73L188 74V72H186ZM186 73H184V74H186ZM214 73H216V72L214 71ZM230 73H231V72H230ZM261 73H262V72H261ZM261 73H260V75H261ZM55 74H56V72H55ZM60 74H62V73L60 72ZM64 74H66V72H65ZM102 74H101V75H102ZM131 74H130V75H131ZM144 74H145V73H144ZM159 74H160V73H159ZM177 74H178V73H177ZM192 74H193V72H192ZM194 74H195V73H194ZM211 74H213V73L211 72ZM211 74H208V75L206 74V75H207V76H209V75L211 76ZM232 74H233V73H231V75H232ZM51 75H52V73H51ZM66 75H67V74H66ZM86 75H84V76H86ZM115 75H117V74L115 73ZM118 75H120V77H121V74H118ZM118 75H117V76H118ZM139 75H140V74H139ZM174 75H175V74H174ZM204 75H205V74H204ZM220 75H221V74H220ZM231 75H230V76H231ZM9 76H10V75H9ZM40 76H41V75H40ZM40 76L37 77V78L40 79V78L42 77V76H41V77H40ZM52 76H53V75H52ZM61 76H62V75H61ZM68 76H69V75H68ZM74 76H72V78H73ZM80 76H81V74H80ZM123 76H125V75L123 74ZM123 76H122V77H123ZM141 76H142V75H141ZM172 76H173V75H170V77H172ZM230 76H228V78H231V77H232V76H231V77H230ZM233 76H234V75H233ZM238 76H239V75H238ZM249 76H250V74H249ZM252 76L257 77L256 75H252ZM262 76H263V74H262ZM262 76H261V78H262ZM25 77H26V75H25ZM91 77H92V76H91ZM110 77H112V75H111ZM114 77H116V76H114ZM120 77H119V78H120ZM185 77H188V76L185 75ZM185 77H183V78L185 79ZM189 77H190V76H189ZM194 77H195V76H194ZM222 77H223V75H222ZM240 77H241V76H240ZM6 78H7V77H6ZM9 78H10V77H9ZM9 78L6 79L7 81H6V80H5V81L8 82V81H9ZM48 78H49V77H48ZM50 78H51V76H50ZM64 78H65V77H64ZM64 78H63V81L65 82V79H64ZM86 78H88V77H85L84 79L86 80ZM92 78H93V77H92ZM119 78H118V79H119ZM167 78H168V76H167ZM181 78H182V77H181ZM211 78H212V77H211ZM233 78H234V77H233ZM235 78H237V77H235ZM252 78L255 80L254 77H252ZM257 78H258L257 80L259 81V78H260L259 75H258ZM13 79H14V78H13ZM52 79H53V78H52ZM74 79H75V78H74ZM74 79L72 80V81H74L73 83H74V84H75V83L77 84V81H79L81 78L79 77V80H77V81H76V79H75V80H74ZM94 79H95V78H94ZM108 79H109V77H108ZM116 79H117V78H116ZM118 79H117V80H118ZM186 79H187V78H186ZM186 79H185V80H186ZM212 79H213V78H212ZM215 79L218 80V79H217V76H216ZM238 79H240V78L238 77ZM263 79H264V76H263ZM10 80H12V79L10 78ZM14 80H16V79H14ZM47 80H50V79H47ZM56 80H59V79H56ZM81 80H82V79H81ZM88 80H90V79L88 78ZM95 80H96L98 83H96ZM95 80H90V82L93 81L94 83L97 84V86H98V84H101V82L99 83V80H97V79H95ZM124 80L126 81L125 84H128V83H129V82H127L128 79L126 80L125 78H123L122 81L124 82ZM130 80L132 81L133 79L130 78ZM228 80H230V79H228ZM228 80H227V82H228ZM260 80L263 82L262 79H260ZM20 81H21V80H20ZM83 81H84V80H83ZM86 81H87V80H86ZM86 81H85V82H86ZM111 81H112V80H111ZM115 81H116V80H115ZM115 81H113L112 85L115 84V87H116V83H114ZM142 81H143V80H140V84L144 85V83H143ZM151 81H152V80H151ZM196 81H197V80H195V82H196ZM202 81H203V83H204V81H207V80H202ZM202 81H197L196 83H197V84L200 83L199 85L202 86V84H201ZM11 82H14V81H11ZM21 82H22V81H21ZM90 82H89V83H90ZM93 82H92L91 84H94ZM193 82H194V81H193ZM195 82H194V83H195ZM207 82H208V81H207ZM207 82H206L207 86H210V85L212 86L211 83H209V85H208ZM241 82H242V77H241ZM251 82H252V81H251ZM9 83H10V82H9ZM19 83H20V82H19ZM32 83H33V82H32ZM42 83L44 84V79H42ZM47 83H50V82H47ZM65 83H67V81H66ZM104 83H105V82H104ZM168 83H169V82H168ZM173 83H175V82H173ZM185 83H186V84H191V85H192L191 82H189V83L185 82ZM194 83H193V84H194ZM228 83H229V82H228ZM231 83H232V82H231ZM242 83H243V82H242ZM0 84H1V83H0ZM10 84L12 85L13 83H10ZM10 84H9V85H10ZM22 84H24V83H22ZM25 84H26V83H25ZM25 84H24V85H25ZM33 84H35V83H33ZM55 84H56V83H55ZM68 84H69V82L67 83V85H68ZM74 84H73V85H74ZM78 84H79V83H78ZM130 84H131V83H130ZM130 84H129V85H130ZM176 84H179V82H176ZM176 84H174V85L176 86ZM224 84H225V83H224ZM259 84H261V83H258V85H259ZM262 84H263V83H262ZM5 85H8V83L5 84ZM11 85H10V87L13 86V88H15L14 85H12V86H11ZM17 85H18V84H17ZM44 85H47L46 82H45ZM44 85H43V86H44ZM48 85H49V84H48ZM84 85L86 86V85H88V83L86 82ZM106 85H107L106 83H105L104 85H103V83H102V86L105 87ZM118 85H119V84H118ZM120 85H123V84L120 83ZM120 85H119V86H120ZM142 85H141V86H142ZM162 85H163V84H162ZM180 85H181V83H180ZM221 85H223V84L221 83ZM243 85H244V84H243ZM253 85H254V84H253ZM263 85H264V84H263ZM263 85H260L261 88H262ZM18 86H20V88H21V85H18ZM22 86H23V85H22ZM26 86H28V85H26ZM43 86H42V87H43ZM141 86H138V88L141 87ZM168 86H169V84H165V87H168ZM172 86H173V85H172ZM187 86H188V85H187ZM201 86H200V88H201ZM203 86H204V85H203ZM207 86H205V87H207ZM10 87H9V88H10ZM38 87H39V85H38ZM42 87H41V88H42ZM44 87H45V86H44ZM49 87H50V85H49ZM72 87H73V88H77V87H74V86H72ZM72 87H71V88H72ZM82 87H83V86H82ZM91 87H93V86H91ZM109 87L114 88V87L111 86V85H109ZM124 87H126V85H125ZM194 87H195V89H194V88H193V89H194L195 91H196V90L198 91V85H197V87H196V86H194ZM212 87L215 88L216 85L214 84V86H212ZM226 87H227V88L230 87L229 84H228V86L226 85ZM243 87L245 88V85H244ZM249 87H250V86H249ZM23 88H24V87H23ZM25 88H26V87H25ZM28 88H29V86H28ZM47 88H48V87H47ZM78 88H79V87H78ZM80 88H81V86H80ZM80 88H79V89H80ZM85 88H86V87H85ZM88 88H89V86H87L86 89H88ZM98 88H99V87H98ZM102 88H103V87H102ZM111 88H108V87H107L108 91H109V90L112 91ZM116 88H117V87H116ZM120 88H121V86H120ZM138 88L135 89V90H140V89H141V88H139V89H138ZM161 88H162V87H161ZM176 88H177V87H176ZM183 88H188V87H183ZM183 88H182V89H183ZM196 88H197V89H196ZM203 88H204V87H203ZM223 88L225 89L224 85H223ZM227 88H226V89H227ZM253 88H254V87H253ZM255 88H256V87H255ZM255 88H254V89H255ZM263 88H264V87H263ZM29 89H30V88H29ZM29 89H28V90H29ZM33 89L35 90V88H33ZM37 89H38V88H37ZM43 89H44V88H43ZM45 89H46V87H45ZM83 89H84V88H83ZM83 89H82V90H83ZM90 89H91V91H90ZM95 89H97V88H95ZM103 89H104V88H103ZM103 89H101V90H103ZM105 89H106V88H105ZM107 89H106V90H107ZM153 89H154V88H153ZM157 89H158V88H157ZM157 89H156V90H157ZM177 89H178V88H177ZM180 89H181V88H180ZM180 89H179V90H180ZM207 89H208V87H207ZM224 89H223V90H224ZM232 89H233V88H232ZM21 90H22V89H21ZM49 90H50V89H49ZM56 90H57V89H56ZM58 90H59V89H58ZM58 90H57V91H58ZM141 90H142L141 92H144V91H145V89H141ZM154 90H155V89H154ZM184 90H185V89H184ZM194 90H193V91H194ZM227 90H230V91H231V93H230V91H228V92H229L228 95H230V94H232V93L235 92V91L232 92L231 88H230V89L228 88ZM227 90H226V91H227ZM235 90H236V89H235ZM263 90H264V89H263ZM6 91H7V90H6ZM6 91H5V93H6ZM23 91H24V90H22V92H23ZM36 91H38V90H36ZM39 91H40V90H39ZM42 91H43V90H42ZM44 91L46 92V90H44ZM79 91H81V90H79ZM79 91H78V92H79ZM85 91L87 92L88 90H84V91H82V92H85ZM89 91L93 93L92 88H89ZM89 91H88V92H89ZM108 91H106V92L108 93ZM120 91H121V90H119V89L117 88V91H115L114 94L118 93L119 96H124V95H121ZM180 91H182V90H180ZM188 91H189V90H188ZM190 91H191V94H192V90H190ZM202 91H203V90H202ZM208 91H209V89H208ZM212 91H213V89H211V92H212ZM218 91H219V88H218ZM218 91H215V92H216V93H219ZM226 91H224V92H226ZM255 91H256V90H255ZM48 92H49V91H48ZM73 92L76 93L77 91L75 90V91H73ZM88 92H87V95L89 96L90 93H88ZM96 92H98L97 94H99V91H95V93H96ZM103 92H104V91H103ZM106 92H104V93H106ZM123 92H125V91H123ZM135 92H136V91H135ZM135 92H133V96H135V95H134ZM138 92H139V91H138ZM138 92H137V93H138ZM152 92H153V91L151 90V93H152ZM215 92H214V94H215ZM224 92H222L223 96H221V97H225V96H224V95H225ZM249 92H250V91H249ZM258 92H260V91H258ZM258 92H257V93H258ZM7 93H8V92H7ZM18 93H19V91H18ZM92 93H91V94H92ZM100 93H101V92H100ZM109 93H111V92H109ZM151 93H150V94H151ZM154 93H156V92H154ZM175 93H176V92H175ZM178 93H180V92H178ZM181 93L183 94V92H181ZM195 93H196V92H195ZM203 93H204V92H203ZM209 93H210V91H209ZM226 93H227V92H226ZM235 93H236V92H235ZM243 93H244V92H243ZM245 93H246V91H245ZM257 93H255V95H256ZM261 93H262V92H261ZM44 94H45V93H44ZM80 94H81V92L79 93V97H78V98H80ZM123 94H124V93H123ZM125 94H126V93H125ZM135 94H136V93H135ZM158 94H159V93H158ZM158 94H156V95L158 96ZM182 94H179V96H181ZM189 94H190V92H189ZM193 94H194V93H193ZM193 94H192V95H193ZM199 94H200V93H199ZM204 94H205V93H204ZM204 94H203V96H206V95H204ZM222 94H219V95H222ZM236 94H237V93H236ZM1 95H2V94H1ZM3 95H4V94H3ZM5 95H6V94H5ZM9 95H10V94H9ZM9 95H8V96H9ZM13 95H14V94H13ZM17 95H18V94H16L15 97L13 96V98L18 97ZM19 95L21 96V91H20V94H19ZM22 95H23V94H22ZM31 95H32V94H31ZM41 95H42V94H41ZM77 95H78V94H77ZM84 95H85V96H84ZM100 95H101V94H100ZM137 95H138V94H137ZM195 95H196V94H195ZM195 95H193V97H195ZM212 95H213V93L211 94V96H212ZM215 95H218V94H215ZM226 95H227V94H226ZM244 95H245V94H244ZM249 95H250V93H249ZM262 95H263V94H262ZM262 95H261V96H262ZM6 96H7V95H6ZM10 96H11V95H10ZM20 96H19V97H20ZM24 96H25V95H24ZM43 96H44V95H42V97H43ZM93 96H94V95H93ZM95 96H96V94H95ZM97 96L99 97V95H97ZM160 96H161V95H159V98H161ZM176 96H178L177 93H176ZM176 96H175V97H176ZM179 96H178V97H179ZM201 96H202V94H201L199 97H201ZM234 96H235V95H234ZM11 97H12V96H11ZM11 97H10V98H11ZM21 97H22V96H21ZM21 97H20V98H21ZM62 97H63V96H62ZM69 97H70V96H69ZM69 97H68V98L66 97V98L69 99ZM83 97H84V99H81V98H83ZM85 97H86V94H82V97H81L79 100H85V99H86L85 101L89 102V100H87V97H86V98H85ZM89 97L91 98L92 95H90ZM89 97H88V98H89ZM135 97H136V96H135ZM142 97H143V95H142ZM153 97H154L153 99H156V96H153ZM181 97H182V98H181ZM181 97H179V99L176 98V99H177V102L180 100V98H181L180 101H183L184 99H186L183 95H182ZM183 97H184V99H183ZM216 97H217V96H216ZM216 97H214V98L216 99ZM258 97H259V96H258ZM32 98H33V97H32ZM74 98H75V97H74ZM90 98H89V99H90ZM101 98H102V97H99L98 100H99L100 102L102 101V104H103V102H105V101H104L105 98H104V99L102 98V100H101ZM115 98H116V97H114V99H115ZM120 98H122V97H120ZM195 98L200 99L201 102H202V100H204V101L207 100V99L209 100V97H208V98H207V97H202V98H204V99H202V98H198V97H195ZM205 98H207V99H205ZM240 98H241V97H240ZM243 98H244V97H243ZM247 98H249V97H247ZM261 98H263V99H261ZM261 98H260V99L262 100L261 102L264 104V102H263V101H264V97H261ZM18 99H19V98H18ZM18 99H17V100H18ZM26 99H27V98H25V101H26ZM35 99H36V98H35ZM76 99H77V96H76ZM92 99H93V98H92ZM106 99H108V98L106 97ZM111 99H112V98H111ZM114 99H113V100H114ZM135 99H138V96H137L136 98H134V100H135ZM153 99H152V100H153ZM201 99H202V100H201ZM215 99H214V100H215ZM222 99H225V98H222ZM238 99H239V98H238ZM260 99H259V101H260ZM14 100H15V99H14ZM36 100H37V99H36ZM44 100H45V99H44ZM44 100H43V101H44ZM48 100H49V99H48ZM93 100H96V101H97V99H95V98H94ZM113 100H112V101H113ZM115 100H116V99H115ZM123 100H124V98H123ZM159 100H162L161 102H163L164 99H159ZM186 100H187V99H186ZM186 100H185V101H186ZM225 100H226V101H224V102H226V103H224L225 105L223 104L224 107H223L222 104H221V106H222L223 108L226 109L227 106H229V105L227 104V101H228V100H227V99H225ZM249 100H250V101H251V100L253 101V99H251V98H250ZM21 101H22V100H20V102H21ZM28 101H32V100L29 99ZM28 101H27V102H28ZM33 101H34V100H33ZM99 101H98V102H99ZM116 101H117V100H116ZM129 101H130V100H129ZM153 101H154V102H153V105H154L155 103L158 104V102H155V100H153ZM164 101H165V103H166V100H164ZM180 101H179V102H180ZM194 101H195V100H194ZM194 101H193V102H194ZM200 101H199V102H200ZM215 101H216V100H215ZM217 101H218V100H217ZM220 101H222V100L220 99ZM220 101L217 102V103H218V106H219V103H222V102H220ZM250 101H249V102H250ZM34 102H35V101H34ZM72 102H73V101H72ZM76 102L78 103L77 100H76ZM76 102H75V103H76ZM82 102H83V101H82ZM91 102H92V100H91ZM91 102H89V103H90V104H88L89 106L92 104ZM132 102H134V101H132ZM135 102H136V100H135ZM159 102H160V101H159ZM183 102H184V101H183ZM187 102H188V101H187ZM187 102H186V103H185V102H184V103H181V102H180L179 104H181V105L185 104V106H187V105H186ZM207 102H208V101H207ZM209 102H210V101H209ZM209 102H208V104L211 106L212 103L210 104ZM254 102H255V101H254ZM261 102H260V103H261ZM29 103H30V102H29ZM75 103H73V104H75ZM79 103H80V101H79ZM79 103H78V104H79ZM118 103H119V101H118ZM118 103H117V104H118ZM122 103H123V102H122ZM204 103H206V102H204ZM217 103H216V102L213 103L212 106H214V104H217ZM250 103H251V102H250ZM256 103H257V102H256ZM22 104H23V102H22ZM67 104H68V103H67ZM81 104H82V103H81ZM83 104H84V103H83ZM97 104H100V103H97ZM97 104H96V108H97ZM104 104H107V105H108V103H104ZM124 104H125V102H124ZM138 104H140V103H138ZM163 104H164V103H163ZM166 104H167V103H166ZM170 104H172V103H170ZM170 104H169V105H170ZM179 104L177 103L176 106L179 107V109H180L181 106H180ZM201 104H202V103H201ZM208 104H207V105H208ZM257 104H258V103H257ZM26 105H27V104H26ZM70 105H71V103H70L68 106H70ZM88 105H85L84 107H87ZM107 105H106V108L103 107L104 105H101V106L107 110ZM155 105H156V104H155ZM167 105H168V104H167ZM196 105H197V104H196ZM205 105H206V104H205ZM22 106H23V105H22ZM45 106H46V105H45ZM79 106H80V104H79ZM79 106H77V107L79 108ZM89 106H88V109L86 108V109H87V110L85 111L86 113H87L88 111H89L90 113L92 112V108H90L91 106H90V107H89ZM94 106H95V105H93V107H94ZM141 106H142V105H141ZM158 106H160L161 108H162V107L164 108V106H162V105H158ZM197 106H198V105H197ZM201 106H202V105H201ZM212 106H211V107H212ZM215 106H217V105H215ZM225 106H226V107H225ZM238 106H240V105H238ZM256 106H257V105H256ZM258 106H259V105H258ZM23 107H25V106H23ZM58 107H60V105H59ZM74 107H75V106H74ZM81 107H82V106H81ZM81 107H80V108H81ZM108 107H109L108 109L111 110L110 106H108ZM121 107H122V106H121ZM126 107H128V106H126ZM142 107H143V106H142ZM167 107H168V106H167ZM167 107H166V108H167ZM170 107H171V106H170ZM170 107H169L168 112L166 113V114H167L166 117L169 116V117L171 118V116H172V119H173V116H174V115H172V114H173L174 112H173V110L171 109L172 107H171V108H170ZM199 107H200V106H199ZM202 107H203V106H202ZM262 107H263V106H262ZM25 108H26V107H25ZM62 108H63V107H62ZM80 108H79V109H80ZM94 108H95V107H94ZM96 108H95V109H96ZM115 108H116V106H115ZM158 108H159V107H158ZM161 108H159V110H161ZM182 108L185 109L184 106H182ZM212 108H213V107H212ZM220 108H221V107H219V109H220ZM231 108H232V106L230 107V109H231ZM252 108H253V107H252ZM252 108H250V109H252ZM44 109H45V108H44ZM58 109H59V108H58ZM81 109H82V108H81ZM89 109H90L91 111H90ZM95 109H94V110H95ZM97 109H98V108H97ZM100 109H101V108H100ZM137 109H138V108H137ZM137 109H136V111H138ZM143 109H144V107H143ZM148 109H149V108H148ZM148 109H147V110H148ZM152 109H153V108H151V110H152ZM170 109L172 110L173 113L171 112ZM199 109H200V108H199ZM227 109H229V107H228ZM230 109H229V110H230ZM237 109H238V108H237ZM256 109H257V108H256ZM261 109H262V108H261ZM14 110H15V109H14ZM16 110H17V109H16ZM83 110H85V109L83 108ZM109 110H108V111H109ZM114 110H115V109H113V112H114ZM153 110H154L155 113H156L157 111H159V110H157V109H153ZM163 110H165V109H163ZM166 110H167V109H166ZM189 110H190V111H189ZM191 110H192V109H188L187 112H188V113H189V112H192L193 115H194L195 112H194L193 110H192V111H191ZM241 110L243 111L242 108H241ZM252 110H253V109H252ZM18 111H19V110H18ZM62 111H63V110H62ZM71 111H72V109H71ZM101 111H102V110H101ZM125 111H126V110L124 109V112H125ZM131 111H132V110H131ZM149 111H150V109H149ZM180 111H181V110H180ZM201 111H202V110H201ZM210 111H211V110L209 109V112H210ZM217 111H218V110H217ZM231 111H232V110H231ZM238 111H240V109H239ZM1 112H2V111H1ZM15 112H16V111H15ZM74 112H75V111H74ZM85 112H84V113H85ZM110 112H112V111H110ZM113 112H112V113H113ZM126 112H129V111H126ZM138 112H139V111H138ZM144 112H145V111H144ZM151 112H152V114L154 113L153 111H150V114H151ZM161 112H164V111H161ZM170 112H171L172 114H170ZM184 112H186V111H184ZM187 112H186V114H187ZM196 112H197V111H196ZM211 112H213V109H212ZM211 112H210V113H211ZM219 112H220V111H219ZM244 112H245V110L243 111V113H244ZM30 113H31V112H30ZM60 113H61V112H60ZM69 113H70V112H69ZM117 113H118V112H117ZM132 113L135 115V113H134L133 111H132ZM147 113H148V112H147ZM157 113H158V112H157ZM168 113H169L171 116H170ZM192 113H191V115L187 114L186 117L189 118V116H190V118H192V117H193V116H192ZM198 113H200V112H198ZM198 113H196V114H198ZM213 113L216 114V112H213ZM221 113H222V112H221ZM221 113H220V115H221ZM223 113H224V112H223ZM223 113H222V115H223ZM227 113L230 114V112H226V114H227ZM238 113H239V112H238ZM249 113H250V112H249ZM256 113H257V112H256ZM258 113H259V112H258ZM11 114H12V112H11ZM14 114H15V113H14ZM63 114H65V113H62V115H63ZM66 114H68V113H66ZM81 114H82V112L80 113V115H81ZM108 114H110V113H108ZM113 114H114V113H113ZM119 114H120V116H121V111H120ZM124 114H125V113H124ZM129 114H130V113H129ZM133 114H132V115L130 114V115L133 116ZM152 114H151V115H152ZM160 114H161V113H160ZM160 114H159V115L157 114V115L160 116ZM162 114H164V113H162ZM201 114H202V113H201ZM207 114L211 116V117H210L211 120H216V119H215V118H216V117H215V114H212V113H211V114H212V115H211V114H209V113H206V115H207ZM229 114H228V115H229ZM236 114H237V113H236ZM239 114H240V113H239ZM261 114H263V113H261ZM0 115H2V114H0ZM12 115H13V114H12ZM15 115H16V114H15ZM18 115H19V114H18ZM62 115H61V116H62ZM70 115H71V114H70ZM77 115H78V114H77ZM95 115H96V114H95ZM95 115H94V116H95ZM98 115H99V113H98ZM126 115H127V114H126ZM130 115H129V116H130ZM145 115H146V114H145ZM155 115H156V114H155ZM182 115L185 116V114H182ZM198 115H199V114H198ZM204 115H205V114H204ZM204 115H201V116L199 115V116H197V117H199V118L201 117V118H200V120H201V119L203 118ZM254 115H255V114H254ZM263 115H264V114H263ZM16 116H17V115H16ZM74 116L76 117V114H74ZM81 116H82V115H81ZM85 116H86V115H85ZM105 116L108 117V115H105ZM111 116H112V114H111ZM118 116H119V115H118ZM127 116H128V115H127ZM129 116H128V117H129ZM158 116H157V117H158ZM213 116H214L215 118H214ZM231 116H232V115L230 114V118H231ZM248 116H249V115H248ZM14 117H15V116H14ZM86 117H87V116H86ZM96 117H97V115H96ZM107 117H106V118L104 117L105 119H104L103 117H102V118L104 119V120H103L104 123H105V121H106V123H107L106 125H109L108 123H109V122H112V120H114V119L109 120V122H107ZM157 117H151V119H150L149 121L152 123V121H151L152 118H157ZM180 117H181V116H180ZM197 117L194 115V118H197ZM212 117H213V119H212ZM223 117H224V115H223ZM238 117H241V116L238 115ZM26 118H27V117H26ZM62 118L65 119L66 117H64V115H63ZM76 118H77V117H76ZM76 118H75V120H76ZM87 118H88V117H87ZM97 118H98V117H97ZM100 118H101V117H100ZM102 118H101V119H102ZM114 118H115V116H114ZM116 118H118V117H116ZM145 118H147V117H145ZM148 118H150V117H148ZM170 118H169V119H170ZM204 118H205V119H204L203 121H205L207 117L204 116ZM241 118H243V117H241ZM256 118H257V117H256ZM1 119H2L1 121L4 120L3 118H1ZM14 119H15V118H14ZM64 119H63V120H64ZM67 119H68V116H67ZM77 119H78V118H77ZM108 119H109V118H108ZM120 119H121V118H119L118 121H116V122H119L118 125H120V127H121V125L124 126V124H120V121H119ZM131 119H132V117H131ZM134 119H135V118H134V116H133V119H132V120L135 121ZM157 119H158V120H157ZM157 119H153V121H154V120L158 121V122L154 121L155 123H157V125L154 124L153 127H155V126L158 127L160 124H163V123L159 122V120H160V119L162 120L163 118L158 117ZM184 119H185V118H184ZM224 119H225V118H224ZM231 119H232V118H231ZM239 119H240V118H239ZM257 119H258V118H257ZM24 120H25V119H24ZM82 120H83V119H82ZM85 120H86V119H85ZM115 120H116V119H115ZM122 120H124V119H122ZM129 120H130V118H129ZM132 120H131V121H132ZM147 120H148V119H147ZM161 120H160V121H161ZM170 120H171V119H170ZM194 120L198 122L197 119H194ZM218 120H220V119H217V120H216L218 123H219L220 121L222 122V123L220 122L221 125L218 124V123H215L214 121H213V123L218 124L219 126H222V127L225 125V123H223V122H224V121L227 122L226 120H223V119L220 120V121H218ZM68 121H69V120H67V122H66V120H65V122H63L62 124H64V123H68V125L66 124V126L68 127L69 124H70ZM103 121H97V120H95V122H97V124H98V122H102V125L104 126L105 124L103 123ZM131 121H129V122H131ZM133 121H132V122H133ZM163 121H164V120H163ZM178 121L180 122L181 120H178ZM183 121H184V120H183ZM183 121H182V123L186 126V127H184V129L187 128L188 125L190 126V124H189L190 122H189L188 120H187V121H188L189 123L185 120V123L187 122L188 125H186L187 123L185 124ZM5 122H7V121H5ZM23 122H24V121H23ZM31 122H32V121H31ZM31 122H30V123H31ZM70 122H71V121H70ZM85 122H86V121H85ZM129 122H128V123H129ZM150 122H148V123H150ZM165 122H166V120L164 121V125H165ZM171 122H172V121H171ZM171 122H170V123H171ZM191 122H192V121H191ZM199 122H201V121H199ZM199 122H198V123H199ZM232 122H234V121L232 120ZM235 122H237V121H235ZM243 122L246 123V121H243ZM8 123H9V122H7L6 124H8ZM11 123H12V122H11ZM15 123H16V122L12 123V128L15 127V125H16ZM82 123H83V122H82ZM121 123H122V122H121ZM124 123H125V122H124ZM133 123H134V122H133ZM133 123H132V126H133V127L130 128V131H131V129L133 128L132 131L134 132V131H135L134 128H136V127H134V126H135V125H134L135 123H134V124H133ZM151 123H150V125H151ZM158 123H160V124L158 125ZM176 123H177V122H176ZM193 123H194V121H193ZM203 123H204V122H203ZM203 123H202V124H203ZM211 123H212V121H211ZM227 123H228V122H227ZM237 123H238V122H237ZM13 124H15V125H13ZM25 124H27V123H25ZM100 124H101V123H99V125H100ZM111 124H112V123H111ZM125 124H126V123H125ZM152 124H153V123H152ZM222 124H224V125H222ZM1 125H2V124H1ZM19 125H20V124H19ZM28 125H29V123H28ZM94 125H95V124H94ZM102 125H100V126H102ZM113 125H114V124H113ZM130 125H131V124H130ZM164 125H163V126H164ZM184 125H183V126H184ZM192 125L194 126V128L192 127L193 129L191 130V127H190L189 130H190V132H192V133H189V134H192V135L194 136V133H195V136H194V137H196V136L198 135V136L196 137V139H197V141H198V138H201V137H199V135H200V131H201V128H200V131H198V133H199V134H198L197 132H194V131H195L194 129H196V128H195V125H194V124H192ZM192 125H191V126H192ZM242 125H243V124H242ZM242 125H241V126H242ZM2 126H3V125H2ZM2 126H1V127H2ZM6 126H8V125H6ZM23 126H25V125H23ZM29 126H30V125H29ZM38 126H39V125H38ZM84 126H85V124H84ZM86 126H87V130H86L85 132L87 133V131H89V128H88V125H86ZM86 126H85V129H86ZM111 126H112V125H111ZM160 126H161V125H160ZM163 126L161 127V129L163 130V132H166V131L168 132L167 135H166V134H163V133L161 132V134H163V137H165V139H166V145L169 143V142H167V140H169V139H170L169 141H171V143H172V141H174V142L172 143V144L174 145V143H176V142H175L176 139H177V138H180L181 136H179V137H175V136L172 134L173 136L171 137V138H172V140H171V138L167 137V136L169 135V130H170V129H169V130H168V129L164 130L165 128H164ZM167 126H168L167 128H169V127H170V124L167 125ZM179 126H180V125H176V127H178V129H177L178 131L180 130V127H179ZM183 126H181V128H182ZM196 126H197V125H196ZM213 126L215 127L214 124H213ZM237 126H238V125H237ZM237 126H236V127H237ZM246 126L249 128V124L247 125V123H246ZM18 127H20V126H18ZM26 127H27V126H26ZM112 127H113V126H112ZM149 127H150V126H149ZM165 127H166V126H165ZM176 127L174 126L173 129H174V128L176 129ZM216 127L218 128V126H216ZM224 127H226V126H224ZM227 127H228V126H227ZM3 128H4V126H3ZM15 128H16V127H15ZM35 128H36V126H35ZM70 128L72 129L71 126H70ZM70 128H69V129H70ZM78 128H79V127H78ZM98 128H99V127H98ZM113 128H115V127H113ZM116 128H117V127H116ZM150 128H152V127H150ZM219 128H220V127H219ZM229 128H230V126H229ZM237 128H238V127H237ZM251 128H252V127H251ZM7 129H8V127H7ZM13 129H14V128H13ZM13 129H12V130H13ZM20 129H21V128H20ZM49 129H50V128H49ZM71 129H70V130H71ZM90 129H91V128H90ZM109 129H110V128H108L107 130H109ZM152 129H153V128H152ZM155 129L157 130V128H155ZM155 129H153V134H155V132H156ZM161 129H160V130H161ZM187 129H188V128H187ZM187 129H185V130H187ZM223 129H224V128H223ZM227 129H228V128H227ZM230 129H231V128H230ZM241 129H242V127H241L240 129H235V128H234V130H237V131H241ZM243 129H245V130H243V131H246V128H243ZM252 129H253V128H252ZM260 129H262V128H260ZM260 129H258V130L260 131ZM9 130H11V128H9ZM82 130H84L83 127H82ZM117 130H119V128H117ZM150 130H151V129H150ZM154 130H155V131H154ZM158 130H159V128H158ZM160 130H159V131H160ZM177 130H176V131H177ZM193 130H194V131H193ZM197 130H199V127H198V126H197ZM197 130H196V131H197ZM202 130H203V128H202ZM204 130H205V128H204ZM234 130H233V131H234ZM254 130H255V129H253V131H254ZM16 131H17V130H15V132H16ZM51 131H52V130H51ZM79 131H80V130H79ZM110 131H111V130H110ZM130 131H129V132H130ZM159 131H158V132H159ZM176 131H174V132H176ZM178 131H177V133H178ZM181 131H183V129H182ZM205 131H207V130H205ZM223 131H224V130H223ZM15 132H13V133H15ZM24 132H25V133H24L23 135H25L28 131H24ZM30 132H34V130H33V131H30ZM35 132H36V131H35ZM73 132H74V131H73ZM80 132H81V131H80ZM83 132H84V131H83ZM94 132H95V131H94ZM133 132H131L130 134H133ZM201 132H202V131H201ZM261 132H263V131H261ZM11 133H12V132H11ZM75 133H76V132H75ZM107 133H108V132H106L105 134L102 133V136L106 137L105 135H108ZM139 133H141V132H139ZM150 133H152V132H150ZM184 133H187V134H188V131H187V132L184 131V132L182 133V135H183ZM209 133H210V134H208V135H209L208 138L210 137V135L214 137V135L211 134V133H213V132H209ZM0 134H1V132H0ZM3 134H4V133H3ZM3 134H2V136H3ZM31 134H32V133H31ZM35 134H36V133H35ZM35 134H33L32 137H30V138L33 139L34 136L36 137ZM37 134H38V133H37ZM84 134H85V133H84ZM87 134H89V132H88ZM204 134H205V133H204ZM229 134H232V133L230 132ZM236 134H237V133H236ZM236 134H235V135H236ZM26 135H27V134H26ZM39 135H40V134H39ZM85 135H86V134H85ZM111 135H115V134H109L108 136H111ZM133 135H135V133H134ZM155 135H156V134H155ZM164 135H165V136H164ZM205 135H206V134H205ZM227 135H228V133H227ZM244 135H245V134H244ZM252 135H253V134H252ZM255 135H256V134H255ZM4 136H5V135H4ZM4 136H3V138H4ZM27 136H30V134H28ZM37 136H38V135H37ZM77 136H78V133H77ZM86 136H87V135H86ZM108 136H107V137H108ZM187 136H188V135H187ZM193 136H192V137H193ZM201 136H203L202 138L205 137L204 135H201ZM231 136H232V135H231ZM238 136L240 137V133H239ZM242 136H243V135H242ZM242 136H241V137H242ZM8 137H9V135H8ZM8 137L5 136V138H4L3 140H5V139L7 138V141H8V140H9ZM24 137H26V136H24ZM57 137H60V136H57ZM111 137H112V136H111ZM131 137H132V136H131ZM133 137H134V136H133ZM135 137H136V136H135ZM151 137H152V135H151ZM156 137H157V135H156ZM161 137H162V136H161ZM174 137H175V140H173ZM189 137H190V136H189ZM225 137H226V136H225ZM225 137H224V138H225ZM227 137H228V136H227ZM258 137H259V136H258ZM10 138H11V137H10ZM19 138H20V137H19ZM37 138H38V139H37ZM37 138H36V139H37V142H38L40 139H39V137H37ZM60 138H61V137H60ZM86 138H87V137H86ZM102 138H103V137H102ZM168 138H169V139H168ZM224 138H223V139L221 138V140L224 141V140H225ZM232 138H233V137H232ZM64 139H66V138H64ZM87 139L90 140V138H87ZM105 139L107 140V138H105ZM210 139H211V137L209 138V142H210ZM215 139H216V137H214V141H215ZM226 139H227V138H226ZM262 139H263V138H262ZM262 139H261V140H262ZM30 140H31V139H30ZM98 140H99V139H98ZM137 140H138V139H137ZM140 140H141V139H139V141H140ZM143 140H144V139H143ZM143 140H142V141H143ZM181 140H182V139H181ZM199 140H200V139H199ZM221 140H220V142H221ZM7 141L4 143V145H5L4 148H5V147H9V145H7ZM9 141H10V140H9ZM12 141H13V140H12ZM34 141H35V140H34ZM53 141H55V140H53ZM95 141H96V144H98V145H99L100 142L102 143V141H100V142L98 143V142H97V138H96ZM95 141H94V142H95ZM153 141H154V140H153ZM183 141H184V140H183ZM201 141H202V140H201ZM201 141H199V142L201 143ZM212 141H213V140H212ZM214 141H213V142H214ZM243 141H244V140H243ZM256 141H257V142L259 141V140H257V137H256ZM1 142H2V140H1ZM10 142H11V141H10ZM15 142H16V141H15ZM15 142H14V143H15ZM50 142H52V140H51ZM154 142H155V141H154ZM154 142H152V143H154ZM156 142H158V141H156ZM156 142H155L154 145H153L154 147L156 146ZM160 142H161V141H160ZM204 142L206 143V139H205V138H204ZM204 142H203V143H204ZM209 142H208V143H209ZM224 142H225V141H224ZM227 142H228V144H229V145H228V149L234 146V141H233V140H230V138H228V141H227ZM246 142H247V141H246ZM263 142H264V141H263ZM14 143H11V144H10L11 147H12V144H14ZM16 143H17V142H16ZM22 143H25V144H26L27 142L24 141V142H22ZM31 143H34V142H31ZM52 143H54V142H52ZM52 143H51V144H52ZM55 143H56V142H55ZM55 143H54V145H55ZM57 143H58V142H57ZM139 143H140V142H139ZM162 143H163V142H162ZM197 143H198V142H197ZM203 143H202V144H203ZM205 143H204V145H207V143H206V144H205ZM251 143H252V142H251ZM25 144H23V145H25ZM27 144H28V143H27ZM89 144H90V146H92L91 143H89ZM105 144H106V143H105ZM159 144H160V143H159ZM159 144H158V145H159ZM172 144H171V145H172ZM187 144H188V143H187ZM187 144H186V142H185V146H186ZM209 144H212V143L210 142ZM215 144H217V143H215ZM215 144H214V145H215ZM220 144H221V143H220ZM220 144H219V145H220ZM237 144H239V143H237ZM237 144H236V146H237ZM6 145H7V146H6ZM29 145H30V142H29ZM29 145L27 146V148H30ZM33 145L35 146V144H33ZM57 145H58V144H57ZM85 145H86V144H85ZM100 145H101V144H100ZM121 145H122V144H121ZM126 145H127V144H126ZM138 145H139V144H138ZM140 145H141V144H140ZM151 145H152V144H151ZM151 145H150V146H151ZM162 145H163V144H162ZM204 145H203V146H204ZM214 145H213V146H214ZM221 145H223V144H221ZM224 145H225V144H224ZM247 145H248V144H247ZM18 146H20V143L17 145V147H18ZM25 146H26V145H25ZM79 146H80V145H79ZM81 146H82V145H81ZM94 146H95V145H94ZM104 146H106V145H104ZM104 146H102V148H103ZM127 146H129V145H127ZM160 146H161V145H160ZM160 146H158V147L161 148ZM248 146H249V145H248ZM255 146H256V145H255ZM20 147H22V146H20ZM20 147H19V148H20ZM23 147H24V146H23ZM31 147H32V145H31ZM58 147H59V146H58ZM98 147H99V146H98ZM133 147H134V146H133ZM139 147H140V146H139ZM156 147H157V146H156ZM158 147H157V148H158ZM167 147H168V146H167ZM169 147H170V146H169ZM169 147H168V148H169ZM200 147H201V145H200ZM222 147H223V146H222ZM224 147H225V146H224ZM249 147H251V146H249ZM256 147H257V146H256ZM256 147H255V148H256ZM25 148H26V147H25ZM27 148H26V150H27ZM35 148H36V147H35ZM71 148H72V146H71ZM79 148H80V147H79ZM82 148H83V147H82ZM94 148H96V146H95ZM99 148H100V147H99ZM106 148H107V147H106ZM106 148H105V149H106ZM126 148H127V147H126ZM128 148H132V147L129 146ZM128 148H127V149H128ZM137 148H138V146H137ZM157 148H155V149H157ZM172 148H176V147H172ZM203 148H205V147H203ZM235 148H236V147H235ZM237 148H238V147H237ZM240 148H241V147H240ZM251 148H252V147H251ZM251 148H250V149H251ZM261 148H262V147H261ZM2 149H3V147H1V152H2ZM9 149H11V148H9ZM9 149H6V150L8 151ZM16 149H17V148H15V150H14V152L16 151V152L14 153V155H17L16 158H18V154H17V153H18V151H19L20 149H22V148H20L19 150H18V149L16 150ZM30 149H31V148H30ZM44 149H46V148H44ZM59 149H61V147H59ZM59 149H58V150H59ZM62 149H64V148H62ZM200 149H201V148H200ZM222 149H223V148H222ZM228 149H227V150H228ZM232 149H233V148H232ZM238 149H239V148H238ZM252 149H253V148H252ZM252 149H251V150H252ZM257 149H258V147H257ZM257 149H256V151L259 150V149H258V150H257ZM31 150H32V149H31ZM55 150H56V149H55ZM109 150H110V149H109ZM140 150H141V149H140ZM145 150H146V149H145ZM145 150H144V151H145ZM161 150H162V149H160V151H161ZM203 150H204V149H203ZM212 150H213V149H212ZM227 150H226V152L230 151V149H229L228 151H227ZM248 150H249V149H248ZM46 151H47V150H46ZM142 151H143V150H142ZM144 151H143V152H144ZM162 151H163V150H162ZM168 151L171 152L170 149H169ZM235 151L237 152V155L239 154L238 152H240L239 150H238V151L235 150ZM246 151H247V150H246ZM249 151H250V150H249ZM253 151H254V150H253ZM260 151H261V150H260ZM19 152H23V151H19ZM32 152H33V150H32ZM41 152H42V151H41ZM48 152H49V151H48ZM60 152H61V151H60ZM87 152H88V151H87ZM90 152H91V150H90ZM97 152H98V150H97ZM97 152L95 151L96 154H97ZM101 152H102V151H101ZM104 152H105V150H104ZM111 152L114 153L115 151H112V149H111ZM123 152H124V151H123ZM123 152H122V153H123ZM133 152H135V151L133 150ZM133 152H129V153H130L129 155H132ZM143 152H141V155H143ZM172 152H173V151H172ZM258 152H259V151H258ZM3 153H4V152H3ZM30 153H31V152H30ZM33 153H36V152H33ZM33 153H32V154H33ZM43 153H44V152H43ZM49 153H50V152H49ZM49 153H48V154H49ZM61 153H62V152H61ZM64 153H65V152H64ZM124 153H126V152H124ZM163 153H164V152H162V154H163ZM176 153H177V152H176ZM207 153H208V152H207ZM255 153H256V152H255ZM7 154L10 155V154H9V151L7 152ZM25 154H26V151H24V155H25ZM36 154H37V153H36ZM77 154H78V153H77ZM87 154H88V153H87ZM98 154H99V153H98ZM114 154H115V153H114ZM135 154H136V152H135ZM135 154H134V155H135ZM138 154H139V152H137V155H136V156H138ZM146 154H147V153H146ZM172 154H174V153H172ZM172 154H170V155L173 156ZM227 154H228V153H227ZM232 154H234V152H233ZM259 154L262 155L263 153H260V152H259ZM20 155H22V154H20ZM78 155H79V154H78ZM83 155H84V154H83ZM90 155H92V154H90ZM118 155H120V154H118V152H117V156H118ZM250 155H251V154H250ZM255 155H256V154H255ZM30 156H31V158H32V155H30ZM33 156L35 157L34 154H33ZM43 156H44V155H43ZM46 156H47V155H46ZM74 156H75V155H74ZM84 156H85V155H84ZM98 156H100V154H99ZM108 156H110V154H108ZM108 156H107V157H108ZM112 156H113V154H112ZM115 156H116V155H115ZM120 156H121V155H120ZM122 156H123V155H122ZM136 156H135V157H136ZM145 156H148V154L145 155ZM145 156H143V157H145ZM157 156H158V155H157ZM157 156H156V157H157ZM164 156H165V155H164ZM184 156H185V155H183V157H184ZM206 156H207V155H206ZM225 156H226V155H225ZM230 156H231V155H230ZM238 156H239V155H238ZM253 156H254V155H253ZM13 157H14V156H13ZM19 157H20V156H19ZM21 157H22V156H21ZM21 157H20V158H21ZM26 157H27V156H26ZM26 157H24V158H26ZM49 157H51V156H49ZM49 157H48V158H49ZM133 157H134V156H133ZM143 157H142V158H143ZM173 157H174V156H173ZM188 157H189V156H188ZM188 157H187V158H188ZM190 157H191V156H190ZM234 157H236V155H235ZM239 157H240V156H239ZM244 157H245V156H244ZM251 157H252V155H251ZM14 158H15V157H14ZM35 158H37V157H35ZM42 158H43V157H42ZM44 158H46V157H44ZM73 158H74V157H73ZM81 158H82V157H81ZM91 158H92V156H91ZM96 158H97V157H96ZM102 158H106V156H104V157H102ZM112 158H113V157H112ZM119 158H120V157H119ZM123 158H124V157H123ZM123 158H121V159H123ZM125 158H127V155H125ZM151 158H152V157H150L149 159H151ZM161 158H162V157H161ZM219 158H220V157H219ZM223 158H227V157H223ZM231 158H232V157L229 158V156H228V160H229V161H231V160H230ZM253 158H254V157H253ZM257 158L260 159V157H258V155H257ZM21 159H22V158H21ZM27 159H30V157H29V158H26V161H28ZM46 159H47V158H46ZM75 159H76V157H75ZM79 159H80V156H79ZM100 159H101V158H100ZM136 159H137V158H136ZM140 159H141V158H140ZM147 159H148V158H147ZM152 159H154V158H152ZM165 159H166V158H165ZM191 159H192V158H191ZM191 159H190V160H191ZM206 159H207V158H206ZM206 159H205V162L207 161ZM233 159H234V158H233ZM241 159H242V158H241ZM259 159H258V161H259ZM18 160L20 161V159H18ZM22 160H24V159H22ZM50 160H51V159H50ZM52 160H53V159H52ZM57 160H58V159H57ZM57 160H56V161H57ZM59 160H60V159H59ZM103 160H104V159H103ZM105 160H106V159H105ZM105 160H104V163H105ZM107 160H109V159H107ZM117 160H118V159H117ZM142 160H143V159H142ZM155 160H157V159L155 158V159L153 160L154 162L152 161V164H155V163H156ZM158 160H159V159H158ZM171 160H172V159H171ZM235 160H236V159H235ZM245 160H246V158H245ZM262 160H263V159H262ZM0 161H1V160H0ZM29 161H30V160H29ZM31 161H32V160H31ZM39 161H41V160H39ZM72 161H73V159H71V162H72ZM74 161L77 162V160H74ZM149 161H150V160H149ZM164 161H165V160H164ZM166 161H167V160H166ZM169 161H170V160H169ZM196 161H197V159H196ZM198 161H199V160H198ZM208 161L211 162V160H208ZM208 161L206 162V163H208V165L211 164L212 162L215 163L214 160H213L211 163H209ZM226 161H227V160H226ZM1 162H2V161H1ZM12 162H13V161H11V159H10V163H9V164H11ZM20 162H21V161H20ZM102 162H103V161H102ZM111 162H112V161H111ZM128 162H129V161H128ZM132 162H134V161H132ZM136 162H137V161H136ZM143 162H144V160H143ZM162 162H163V160H162ZM179 162H180V163H179ZM191 162H192V160H191ZM220 162H221V161H220ZM227 162H228V161H227ZM236 162H238V164L240 163V161H236ZM236 162H235V163H236ZM242 162H244V160L241 161V163H242ZM246 162H248V161H246ZM6 163H8V161H7ZM57 163H58V161H57ZM57 163H56V164H57ZM60 163H61V162H60ZM72 163H73V162H72ZM109 163H110V161H108V164H109ZM126 163H127V162H126ZM130 163H131V162H129V165H130ZM140 163H141V164H140ZM140 163H138V164H139V167H140V165H143L142 161H141ZM174 163H175V162H174ZM177 163L179 164V165L177 164L178 167H180L179 169L182 170V172H181V173H178V174H182V173H183V170H187V169H190V170H191V169H192V168H188L189 166L187 167V169H186L185 166L182 167V168H185V169H182L181 166H183V163H184V162L181 163V158H180V161L178 160ZM202 163H203V161H202ZM206 163H205L204 165H206ZM213 163H212V165H213ZM229 163H230V162H229ZM2 164H4V163H2ZM25 164L28 165L27 162H26ZM38 164H39V163H38ZM38 164L36 163L37 166H38ZM44 164H45V163H44ZM54 164H55V163H54ZM58 164H59V163H58ZM58 164L56 165V167H59ZM75 164H77V163H75ZM99 164H100V163H99ZM102 164H103V163H102ZM102 164H101V165H102ZM110 164H111V163H110ZM150 164H151V163H150ZM175 164H176V163H175ZM180 164H181V165H180ZM189 164H190V163H189ZM221 164H222V163H221ZM231 164H233V163H231ZM236 164H237V163H236ZM238 164H237V165H238ZM244 164H245V163H244ZM247 164H248V163H247ZM247 164H245V165H247ZM4 165H5V164H4ZM16 165H18V164H16ZM16 165H15V166H16ZM19 165H20V164H19ZM21 165H24V164H21ZM40 165H41V162H40ZM64 165L66 166V164H64ZM94 165H95V164H94ZM111 165H112V164H111ZM115 165H116V164H115ZM194 165H195V164H194ZM198 165H199V163H198L197 165H195V166H198ZM228 165H230V164H228ZM237 165H236V166H237ZM13 166H14V165H13ZM15 166H14V168L11 166L12 168L10 167V170H9V171L13 172V169L15 170ZM65 166H64V169H65ZM102 166L105 167V165H102ZM107 166H108V165H107ZM117 166H118V165H117ZM123 166H125V165H123ZM143 166H146V165H143ZM152 166H153V165H152ZM171 166H172V165H171ZM209 166H210V165H209ZM209 166H208V168L210 169ZM214 166H215V165H214ZM214 166H213V167H214ZM27 167H28V166H27ZM31 167H33V164L31 165ZM41 167H42V165H41ZM43 167H46V165L43 166ZM153 167H154V166H153ZM173 167H175V165H174ZM173 167H172V168H173ZM178 167H177V168H178ZM224 167H225V166H224ZM232 167H233V166H232ZM238 167L240 168L241 166H238ZM16 168H17V169H16V171H14V173L19 171L18 168L21 169V167H19V166L16 167ZM46 168H48V167H46ZM46 168H45V169H46ZM76 168H77V167H76ZM91 168H92V167H90V169H91ZM144 168H145V167H144ZM148 168L150 169L151 166L149 167V165H148ZM154 168H155V167H154ZM169 168H170V167H169ZM177 168H174V169H176V171H177V170H178ZM194 168H195V167H194ZM202 168H204V171H205V167H202ZM217 168H218V167H217ZM225 168H226V167H225ZM233 168H234L235 172H237L238 169L236 170L235 167H233ZM249 168H250V167H249ZM249 168H248V169H249ZM11 169H12V170H11ZM31 169H32V168H31ZM48 169H49V168H48ZM59 169H60V168H59ZM69 169L71 170V168H68L67 170H69ZM72 169H73V168H72ZM74 169H75V168H74ZM106 169H107V170L104 171V172H106V174H108V172H110V171H108V170H112V168H110V167H109V168L107 167ZM146 169H147V168H146ZM146 169H145V170H146ZM155 169H156V168H155ZM209 169H208V170H209ZM218 169H219V168H218ZM218 169H217V171H215L214 168H213L214 171H212V172H213V173L215 172V174H217V173L219 174ZM231 169H232V168H231ZM245 169H246V167H245ZM245 169H244V170H245ZM251 169H252V168H251ZM4 170H5V168H4ZM29 170H30V169H29ZM32 170H34V169H32ZM46 170H47V169H46ZM52 170H53V169H52ZM67 170H65V171H67ZM70 170H69L68 172H70ZM75 170H76V169H75ZM91 170H92V169H91ZM104 170H105V169H104ZM113 170H118V169H113ZM124 170H125V169H124ZM126 170H127V169H126ZM130 170H132V169H130ZM157 170H158V169H157ZM163 170H164V169H163ZM165 170H166V169H165ZM181 170H180V171H181ZM195 170H196V168H195ZM201 170H202V169H201ZM225 170H226V169H225ZM229 170H230V169H229ZM229 170H228V172H229ZM232 170H233V169H232ZM241 170H243V169H241ZM7 171H8V169H7ZM20 171L22 172V169H21ZM20 171H19V172H20ZM41 171H42V170H41ZM61 171H62V170H61ZM93 171H94V170H93ZM132 171L134 172L135 169L132 170ZM158 171H159V170H158ZM167 171H168V170H167ZM169 171H170V170H169ZM172 171H173V170H172ZM180 171H179V172H180ZM187 171H189V170H187ZM192 171H194V170H191V173H192ZM209 171H210V170H209ZM220 171H221V170H220ZM0 172H1V171H0ZM5 172H6V170H5ZM11 172H10V174H11ZM28 172H29V171H28ZM28 172H27V173H28ZM49 172H50V169H49ZM57 172H58V170H57ZM59 172H60V171H59ZM79 172H80V171H79ZM99 172H100V171H98V173H99ZM104 172H103V173H104ZM114 172H115V171H113V173H114ZM123 172H124V171H123ZM137 172H140V171L137 170ZM141 172H142V171H141ZM159 172H161V169H160ZM207 172H208V171H207ZM216 172H217V173H216ZM230 172H231V171H230ZM235 172H233V173H235ZM1 173H2V172H1ZM6 173H7V172H6ZM8 173H9V172H8ZM36 173H37V171H36ZM61 173H63V172H60V174H61ZM82 173H83V172H82ZM111 173H112V172H111ZM111 173H109L108 175H111ZM115 173H118V171H116ZM134 173H135V172H134ZM154 173L157 174L158 172L155 171ZM154 173H153V176L155 175ZM191 173H190V171H189L188 174L190 175ZM20 174H21V173H20ZM22 174H23V172H22ZM22 174H21V176H22ZM24 174H25V173H24ZM33 174H34V173H33ZM42 174H43V173H42ZM49 174H50V173H48V175H49ZM83 174H84V173H83ZM101 174H102V173H101ZM123 174H124V173H123ZM167 174H168V172H167ZM185 174H186V173H185ZM194 174H195V175H194ZM200 174H201V173H200ZM220 174H221V173H220ZM220 174H219V175H220ZM223 174H224V173H223ZM5 175H6V174H5ZM39 175H40V174H39ZM66 175H67V174H66ZM69 175H70V173H69ZM78 175H79V174H78ZM121 175H122V172H121ZM121 175H120V172H119V173L115 176V177H116L115 180H118V177H121ZM158 175H159V174H158ZM158 175H156V176H158ZM161 175H162V174H161ZM193 175H194V176H197L198 178L200 177V175H196V172L193 173ZM207 175H209V174H207ZM207 175H206V176H207ZM224 175H225V174H224ZM229 175H230V174H229ZM229 175H228V176H229ZM257 175H258V174H257ZM15 176H16V175H15ZM27 176H28L29 178H28ZM27 176L24 175L23 178H24V179L28 178L29 180H32V181H33L32 178L30 179V176H29V175H27ZM35 176H36V175H35ZM37 176H38V175H37ZM37 176H36V178H37ZM52 176H53V175H52ZM52 176L50 175V177H52ZM126 176H129V175H126ZM151 176H152V175H151ZM184 176H185V175H184ZM194 176H193V177H194ZM202 176H203V175H202ZM206 176H203V177H206ZM214 176H215V175H214ZM217 176H218V175H217ZM217 176H215V177H217ZM225 176H226V175H225ZM239 176H240V174H239ZM242 176H243V175H242ZM249 176H250V175H249ZM0 177H1V176H0ZM25 177H26V178H25ZM44 177H46V176H44ZM62 177H63V178L65 177L64 180H66V176H64V175L62 174ZM69 177L71 178V176H69ZM81 177H82V176H81ZM86 177H88V176H86ZM108 177L111 178V176H108ZM135 177H136V176H135ZM158 177H159V176H158ZM163 177H165V176H163ZM163 177H162V178H163ZM177 177H178V176H177ZM188 177H189V176H188ZM197 177H195V178L198 179ZM209 177H210V176H208V178H209ZM226 177H227V176H226ZM240 177H241V176H240ZM258 177H259V176H258ZM6 178H7V177H6ZM23 178H22V179H23ZM63 178H62V179H63ZM74 178H75V177H74ZM94 178H95V177H94ZM105 178H106V177H105ZM184 178H185V177H183V180H184ZM224 178H225V177H224ZM224 178H223V179H224ZM229 178H230V177H229ZM229 178H228V181H229ZM259 178H260V177H259ZM0 179H1V178H0ZM4 179H5V178H4ZM13 179H14V177H13ZM37 179H38V178H37ZM57 179H58V178H57ZM59 179H61V178H59ZM59 179H58V180H59ZM86 179H87V178H86ZM97 179H98V178H97ZM101 179H102V178H101ZM138 179H140V178L138 177ZM138 179H137V180H138ZM147 179H148V178H147ZM147 179L144 180L145 183L149 182L148 180H150V178H149L148 180H147ZM164 179H165V178H164ZM181 179H182V178H180V180H181ZM200 179H201V178H200ZM213 179H214V178H213ZM221 179H222V178H221ZM263 179H264V178H263ZM2 180H3V179H2ZM7 180H8V179H7ZM76 180H78V179L75 178V180H73V182H74L75 185L77 184L76 186H78V183H76V182H77ZM103 180H104V179H103ZM113 180H114V179H113ZM146 180H147V182H146ZM151 180H152V179H151ZM151 180H150L149 185L151 184L152 181H154V180H152V181H151ZM180 180L178 179V181H179L178 183H179V185H180L179 188H181L180 190H183L182 187H183V185L185 186L186 183L183 184L182 181H181V184H182V186H181V184H180ZM191 180H192V181L189 180V182H191V186H192L193 181H196V180H194L192 177H191ZM204 180H205V179H204ZM208 180H209V179H208ZM211 180H212V179H211V177H210V181H211ZM254 180H255V179H254ZM23 181H24V180H23ZM25 181H27V179H26ZM25 181H24V182H25ZM50 181H51V180H50ZM108 181H109V180H108ZM111 181H112V180H111ZM118 181H119V180H118ZM133 181H134V180H133ZM141 181H142V180H141ZM165 181H167V179H165ZM165 181H164V184H165ZM28 182H30V181H28ZM28 182H27V183H28ZM38 182H39V181H38ZM44 182H45V181H44ZM47 182H48V180H47ZM65 182H67V181H65ZM78 182H80V181L78 180ZM114 182H115V181H114ZM114 182H113V183H114ZM128 182H129V181H128ZM137 182H139V181H137ZM183 182H184V181H183ZM200 182H202V181H200ZM206 182H207V180H206ZM36 183H37V182H36ZM36 183L33 182V184H36ZM70 183H71V182H70ZM80 183H81V182H80ZM104 183H105V182H104ZM109 183H110V182H108V184H109ZM111 183H112V182H111ZM111 183H110V184H111ZM139 183H140V182H139ZM145 183H143L142 185H144ZM166 183L168 184V182H166ZM195 183H196V185H197V184H198V181L195 182ZM195 183H194L193 185H195ZM202 183H203V182H202ZM204 183H205V182H204ZM211 183H212V182H211ZM230 183H231V182H230ZM21 184H22V183H21ZM21 184H20V185H21ZM25 184H26V182H25ZM31 184H32V183H31ZM47 184H48V183H47ZM94 184H95V183H94ZM101 184L103 185V182L100 183V185H101ZM108 184H107V185H108ZM130 184H133V183L130 182ZM154 184H155V183H154ZM167 184H166V186H168ZM187 184H188V187H189V186H190V183H187ZM187 184H186V186H187ZM207 184H208V183H207ZM253 184H254V183H253ZM0 185H1V183H0ZM2 185H3V184H2ZM2 185H1V186H2ZM12 185H13V184H12ZM136 185H139V184H136ZM147 185H148V184H147ZM149 185H148V186L144 185V187H148V189H149L148 191L151 192V191H150L151 188H149ZM177 185H178V184H177ZM199 185H200V184H199ZM250 185H252V184L250 183ZM250 185H249V187H250ZM261 185H263V184H261ZM8 186H9V185H8ZM8 186H7V187H8ZM15 186H16V184L14 185V187H15ZM17 186H18V185H17ZM22 186H23V185H21V187H22ZM33 186H34V185H33ZM37 186H38V183H37ZM151 186H152V184H151ZM154 186H156V185H154ZM166 186L164 185V189H163L164 192H165V189L167 188ZM205 186H207V185H204V187H205ZM257 186H258V185H257ZM4 187H5V185H4ZM4 187H1V188H3V190H4ZM34 187H36V186H34ZM64 187H65V186H64ZM106 187H107V189H106ZM112 187H113V184H112ZM141 187L143 188V186H140V188H141ZM188 187H185V188H188ZM195 187H197V186H195ZM1 188H0V190H1ZM12 188H13V187H12ZM42 188H43V187H42ZM48 188H49V187H48ZM50 188L52 189L53 187L50 186ZM81 188H82V186H81ZM103 188H105V191H106V190H107V191L109 190L108 186H104ZM128 188H129L130 191L133 192V190H134L133 187H132L133 189L131 190L130 187H129V185H128ZM189 188H191V187H189ZM189 188H188V192L190 193L191 191H189ZM197 188H199V187H197ZM217 188H218V187H217ZM259 188H260V187H259ZM26 189H27V187H26ZM32 189H33V188H32ZM32 189H31V191H33ZM37 189H39V188H37ZM168 189H169V188H168ZM168 189H166V190H168ZM192 189H193V188H192ZM200 189H201V191H202V188H200ZM218 189H219V188H218ZM261 189H263V187L260 188V190H261ZM13 190H14V189H12V190L9 189V191H11V193H12ZM16 190H18V189L16 188L14 191L16 192ZM39 190H40V189H39ZM42 190H43V189H42ZM48 190H49V189H48ZM54 190L56 191V189H54ZM54 190H53V191H54ZM83 190H84V189H83ZM102 190H103V189H102ZM170 190H171V189H170ZM170 190H169V191H170ZM186 190H187V189H186ZM5 191H6V190H5ZM18 191H19V190H18ZM34 191H35V193H37V192H36L37 190L34 189ZM34 191H33V192H34ZM51 191H52V190H51ZM58 191H60L61 193H64V192H63L64 190H63V191H61V190H57V193H58ZM85 191H86V190H85ZM87 191H88V190H87ZM103 191H104V190H103ZM109 191H110V190H109ZM130 191H129V192H130ZM137 191H140V189H139V190L137 189ZM143 191H144V189H143ZM145 191H146V190H145ZM148 191H147V192H148ZM156 191H157V190H156ZM169 191H168V193H170ZM192 191H193V190H192ZM2 192H3V191H2ZM20 192H21V191H20ZM28 192H29V190H28ZM28 192H27V194H28ZM38 192H39V191H38ZM47 192H49V191H47ZM60 192L58 193L59 196H60ZM77 192H78V191H77ZM79 192H80V191H79ZM83 192H84V191H83ZM147 192H145V193H147ZM183 192H184V194H185L186 191L183 190ZM215 192H216V191H215ZM231 192L233 193L234 190L231 189ZM0 193H1V192H0ZM5 193H7V191H6ZM11 193H10V195H11ZM22 193H23V195L25 194L24 192H22ZM71 193H72V192H71ZM73 193H74V192H73ZM133 193H136L135 190H134ZM178 193H179V191H178ZM186 193H187V192H186ZM189 193H187V194H189ZM201 193H202V192H201ZM201 193H200V194H201ZM219 193H220V191H219ZM1 194H2V193H1ZM1 194H0V196H1ZM3 194H4V192H3ZM3 194H2V195H3ZM16 194H18V193H16ZM16 194L14 195V194L12 193V195L14 196V199H15ZM105 194H106V193H105ZM131 194H132V193H131ZM138 194H141V193L138 192V193L136 194V196H137ZM147 194H149V193H147ZM190 194H191V193H190ZM190 194H189V195H190ZM197 194H199L198 191H197ZM197 194H194V195H197ZM200 194L198 195L199 198H200ZM216 194H217V193H216ZM263 194H264V193H263ZM39 195H40V194H39ZM51 195H52V194H51ZM88 195H89V193H88ZM109 195H110V197H111V194H108V196H109ZM114 195H115V191H114ZM149 195H151L150 197H152V196H153V193H152V194L150 193ZM157 195H158V194H157ZM157 195H156V196H157ZM220 195H221V193H220ZM54 196H55V195H54ZM65 196H66V192H65ZM67 196H68V195H67ZM84 196H85V195H84ZM86 196H87V192H86ZM103 196H104V195H103ZM116 196H117V195H116ZM138 196H140V195H138ZM141 196H142V194H141ZM159 196H160V195H159ZM174 196H176V195H174ZM181 196H182V197H181L180 200H182V198H183V193L181 194ZM185 196H186V194H185ZM221 196H222V195H221ZM8 197H9V194H8ZM10 197L12 198V196H10ZM20 197H22L21 194H20ZM61 197H62V194H61ZM63 197H64V196H63ZM157 197H158V196H157ZM194 197H195V196H194ZM11 198H10V199H11ZM24 198H25V201H26L27 198H26V197H24ZM24 198H21V199L23 200ZM31 198H34V197H32V195H30V198H29V199H31ZM49 198H50V199H49ZM49 198H48V199L51 201V200H52L51 197H49ZM56 198H57V197H56ZM84 198H85V197H84ZM158 198H159V197H158ZM177 198H178V197H177ZM188 198H189V196H188ZM0 199H1V197H0ZM6 199H7V198H6ZM8 199H9V198H8ZM35 199H36V198H34V200H35ZM39 199H43V198L39 196ZM39 199H38V200H39ZM82 199H83V198H82ZM87 199H88V196H87ZM114 199H115V198H114ZM154 199H155V198H154ZM186 199H187V198H186ZM196 199H197V198H196ZM58 200H59V199H58ZM89 200H92V199H90V195H89ZM105 200H106V199H105ZM111 200H113V198H112ZM160 200H161V202L163 201L162 199H160ZM160 200L158 201L157 198H156V201H157L158 203H157V202H155V203L159 205ZM176 200H178V199H176ZM194 200H195V199H194ZM214 200H215V199H214ZM3 201H4V200H3ZM10 201H11V200H10ZM16 201H17V200H16ZM18 201H20V200H18ZM30 201L32 202L33 199L29 200V202L27 201V203L29 204ZM43 201H44V200H43ZM56 201H57V200H56ZM94 201H95V198H94ZM94 201H91V202H94ZM113 201H114V200H113ZM147 201H148V200H147ZM152 201H154V200H152ZM171 201L173 202L172 199H171ZM0 202H1V200H0ZM4 202H5V201H4ZM33 202H34V203H30V204H32L31 206L34 207V206H36V203H35V201H33ZM45 202H46V201H45ZM62 202H63V201H62ZM87 202H88V203H91L90 201H87ZM116 202L119 203L118 200H117ZM120 202H121V204H120L121 206H120V207H123V208H124V206H122V202H124V201L121 200ZM149 202H150V201H148V203H149ZM180 202H183V201H180ZM208 202H210V201H208ZM52 203L54 204V202H51V206H52ZM99 203H100V202H99ZM109 203H110V202H109ZM155 203H154V204H155ZM33 204H34V205H33ZM37 204H38V203H37ZM41 204H42V203H41ZM41 204H38V206L41 205ZM43 204H44V203H43ZM111 204H112V202H111L110 204H107V205H110L111 208L114 209V210L111 211V209L109 208L110 206L108 207L110 211L108 210V208H107V209L105 208V210H106V211H109L110 213L112 212L113 214H114V213L117 214V212H116V210H115L116 208H113ZM127 204H128V203H127ZM140 204H141L140 206H141V208H142V203L140 202ZM151 204H152V203H150V205H151ZM167 204H168V203H167ZM170 204L172 205V203H170ZM179 204H180V203H179ZM181 204H183V203H181ZM208 204H209V203H208ZM16 205H19L18 202L16 203ZM22 205H23V204H22ZM22 205H21V206H22ZM24 205H25V204H24ZM24 205H23V207H24ZM45 205H47V204H45ZM48 205H49V204H48ZM48 205H47V206H48ZM55 205H56V204H55ZM95 205H97V202H96ZM95 205H94V206H95ZM98 205H99V204H98ZM128 205H129V204H128ZM128 205H127V207L129 208ZM137 205H138V204H137ZM147 205H148V204H147ZM147 205H145V206H147ZM171 205H168V206H170L169 208H172ZM0 206H1V205H0ZM2 206H3V205H2ZM6 206H7V205H6ZM14 206H15V205H14ZM21 206H20V208H21ZM90 206H91V205H90ZM145 206L143 205V209H144V210H146V209L148 210V207H147V208H144ZM155 206H156V205H155ZM168 206H167V207H168ZM9 207H10V206H9ZM9 207L7 206V209H6L5 207H4L5 209H4V208H2V209L6 210V212L13 211V210L11 209L12 207L10 208V210H8ZM16 207H17V206L13 207L15 211H16ZM23 207H22V209H23ZM39 207H40V206H39ZM55 207H56V206H55ZM60 207L62 208L63 205H60ZM67 207H68V205L66 206V208H67ZM117 207H118V206H117ZM120 207H119V208H120ZM134 207H135V206H134ZM136 207H137V206H136ZM136 207L134 208V209H135V212H136V209H138V211H140L139 208H136ZM167 207H166V208H167ZM37 208H38V207L36 206L35 209H34V211H35ZM43 208L45 209V206L42 207V209H41V207L39 208V209L42 210L40 213L43 212ZM57 208H58V207H57ZM75 208H76V209H75ZM169 208H167L168 211L170 210ZM174 208H175V209H176V208L179 209V208L176 207V206H175ZM2 209H0V210H2ZM63 209H64V208H62V211H63ZM71 209H72V208H71ZM74 209L77 210V211L74 210V211H75L74 213L77 214V213L79 212L77 205L74 206ZM151 209H152V206H151ZM172 209H173V208H172ZM7 210H8V211H7ZM45 210H46V209H45ZM45 210H44V211H45ZM60 210H61V209H60ZM65 210H66V209H65ZM65 210H64V211H65ZM102 210H104V207H103ZM123 210H124V209H123ZM123 210H122V211H123ZM18 211L20 212V214H19L18 212H15V213H17V214H16L17 216H20L23 212H25V211H22V213H21L20 210H18ZM36 211H37V210H36ZM83 211H84V210H83ZM114 211H115V212H114ZM122 211H120V214H123L124 212L127 213V209H125V211H123V213H122ZM141 211H142V210H141ZM171 211H172V210H171ZM180 211H181V210H180ZM182 211H183V210H182ZM243 211H244V210H243ZM245 211H246V210H245ZM245 211H244V212H245ZM65 212H67V211H65ZM65 212H63V213H65ZM102 212H103V211H102ZM102 212H101V213H102ZM109 212H108V213H109ZM173 212H174V209H173ZM176 212H178V211H176ZM195 212H196V211H195ZM201 212H203V211H201ZM228 212H229V210H228ZM2 213H4V212L2 211ZM11 213H12V215H13L14 212H11ZM40 213H39V214H40ZM54 213H56V211H55ZM79 213H81V212H79ZM79 213H78V216L80 217L82 214H79ZM82 213H86V212H82ZM88 213H89V212H88ZM103 213H104V212H103ZM125 213H124V214H125ZM136 213H137V212H136ZM147 213L149 214V211H147ZM205 213H206V212H205ZM205 213H204V214H205ZM4 214H5V213H4ZM7 214H8V213H7ZM47 214H48V212H47ZM60 214H61V213H60ZM66 214H67V213L64 214L63 218H65ZM68 214H69V212H68ZM71 214H72V213H71ZM99 214H100V213H98V215H99ZM113 214H112V215H113ZM115 214H114V215H115ZM150 214H152V211L150 212ZM206 214H207V213H206ZM221 214H222V213H221ZM241 214H242V213H241ZM248 214H249V213H248ZM5 215H6V214H5ZM45 215H46V214H45ZM85 215H87V214H85ZM89 215H90V214H89ZM100 215H101V214H100ZM114 215H113V216H114ZM207 215H208V214H207ZM223 215H224V214H223ZM22 216H23V214H22ZM26 216H27V215H26ZM78 216H76V217L78 218ZM101 216H102V215H101ZM105 216H106V214H105ZM113 216H112V217H113ZM122 216H124V215H122ZM136 216H141V215H140V213H139V214H137ZM142 216H143V214H142ZM1 217H3V216H1ZM9 217H10V216H9ZM12 217H14V218L16 219L15 216H12ZM12 217H11V218H12ZM32 217L37 218V220H38V217H37V216H32ZM46 217H47V215H46ZM50 217H51V216H50ZM69 217H70V216H69ZM71 217H72V215H71ZM89 217H90V216H89ZM89 217H88V219H89ZM96 217H99V216H96ZM114 217H115V216H114ZM128 217H130V216H128ZM249 217H250V216H249ZM249 217H248V218H249ZM66 218H67V216H66ZM66 218H65V220H66ZM90 218H91V217H90ZM109 218H110V217H109ZM140 218H141V217H140ZM46 219H47V218H46ZM99 219H100V220H99ZM99 219H98V220H99V223H101L102 225H104L103 223L106 222V219H103V217H102V219L99 217ZM110 219H112V218H110ZM209 219H210V218H209ZM17 220H19V219H17ZM78 220H79V221H82V219H81V220L78 219ZM91 220H92V219H91ZM101 220H103V222H102ZM104 220H105V221H104ZM143 220H144V219H143ZM244 220H245V219H244ZM249 220H250V219H249ZM10 221H11V220H10ZM25 221H26V220H25ZM47 221H48V219H47ZM62 221H63V219H62ZM149 221H150V220H149ZM203 221H204V220H203ZM214 221H215V220H214ZM222 221H223V222H221V223H223L222 226L224 227V229H228V230H229L230 227L227 225L226 220L223 219ZM33 222H34V221H33ZM60 222H61V221H60ZM64 222H65V221H64ZM67 222H68V221L65 222L66 225H68ZM73 222H74V221H73ZM211 222H212V221H211ZM215 222H216V221H215ZM38 223H39V222H38ZM53 223H54V222H53ZM61 223H62V222H61ZM84 223H86V222H84ZM8 224H9V223H8ZM30 224H31V223H30ZM30 224H29V225H30ZM63 224H64V223H63ZM63 224H62V225H63ZM65 224L63 225V227L66 226ZM74 224L76 225L77 223H74ZM78 224H79V223H78ZM86 224H87V223H86ZM90 224H91V223H90ZM90 224H89V225H90ZM95 224H96V223H95ZM101 224H100V225H101ZM109 224H110V223H109ZM198 224H199V223H198ZM249 224H250V222H249ZM9 225H11V224H9ZM32 225H33V224H32ZM39 225H40V223H39ZM53 225H54V224H53ZM62 225H61V226H62ZM93 225H94V224L92 223L91 226H93ZM102 225H101V226H102ZM112 225H113V224H112ZM19 226H20V225H19ZM21 226H22V225H21ZM21 226H20V227H21ZM35 226L37 227V224H36ZM48 226H49V224H48ZM54 226H55V225H54ZM87 226H88V225H87ZM91 226H88V227H89L91 230H94V227H93V229H92ZM107 226H109V225H107ZM159 226H160V225H159ZM3 227H4V226H3ZM3 227H1V228L3 229ZM11 227H12V225H11ZM22 227H23V226H22ZM25 227H26V225H25ZM27 227H28V224H27ZM76 227H77V226H76ZM76 227H75V228H76ZM88 227H87V228H88ZM109 227H110V226H109ZM109 227H108V228H109ZM7 228H8V227H6L5 230H7ZM12 228H13V227H12ZM28 228H29V227H28ZM37 228H38V227H37ZM95 228H96V227H95ZM2 229H0V231H2ZM8 229H9V228H8ZM29 229H32V228H29ZM38 229H39V228H38ZM38 229H37V230H38ZM40 229H42V228H40ZM50 229H51V228H49V230H50ZM53 229H54V228H53ZM65 229H66V227H65ZM65 229H64V230H65ZM90 229H89L88 231L91 232V234H92L93 231H91ZM252 229H253V228H252ZM252 229H251V230H252ZM5 230H4V231H5ZM10 230H15V229H11V228H10ZM18 230H19V229H18ZM26 230H27V229H26ZM32 230H33V229H32ZM45 230H46V231H45ZM96 230H97V229H96ZM105 230H106V229H105ZM105 230H103V231H105ZM108 230H109V229H108ZM218 230H219V229H218ZM262 230H264V229H262ZM28 231H30V230H28ZM53 231H54V230H53ZM66 231H67V229H66ZM69 231H70V230H69ZM115 231H116V230H115ZM172 231H173V229H172ZM193 231H194V230H193ZM195 231H196V230H195ZM10 232H11V231H10ZM21 232H22V231H21ZM36 232H37V231H36ZM36 232H35V233H32V236L35 235ZM42 232H43V233H44V232H47L46 234L49 235V231H48L47 229H44V231H42ZM67 232H68V231H67ZM96 232H97V231H95L94 233H96ZM105 232H106V231H105ZM175 232H176V230H175ZM255 232H256V231H255ZM261 232H262V231H261ZM261 232H260V233H261ZM23 233H25V232L23 231L22 233H20V236H21V234H22V236H24V238H25V235H24ZM54 233H55V232H54ZM78 233H79L80 235H83V234L80 233V232H78ZM196 233H197V232H196ZM220 233H221V232H220ZM233 233H234V232H232V234H233ZM5 234H6V233H5ZM8 234H10V233H8ZM14 234H15V233H14ZM26 234H28V233H26ZM37 234H38V233H37ZM39 234H40V233H39ZM59 234H60V233H59ZM73 234H74V233H73ZM174 234H175V233H174ZM191 234H192V233H191ZM223 234H224V233H223ZM16 235H17V234H16ZM48 235H44L43 238H45V236H47L48 239H49V236H48ZM84 235H85V234H84ZM86 235H88V234H86ZM242 235H243V234H242ZM9 236L11 237V235H9ZM14 236H15V235H14ZM18 236H19V235H18ZM27 236H28V235H27ZM38 236H39V235H38ZM40 236H41V234H40ZM50 236H51V233H50ZM96 236H97V235H96ZM175 236H176V235H175ZM243 236H244V235H243ZM247 236H249V234H248ZM254 236H255V235H254ZM254 236H251V238H252L251 240H254V242H255V241L257 242L258 240H260V239H258V236H257V239H253ZM15 237H16V236H15ZM83 237H84V236H83ZM88 237H89V236H88ZM197 237H198V236H197ZM255 237H256V236H255ZM3 238H4V237H3ZM12 238H14V237H12ZM12 238H11V239H12ZM17 238H18V237H17ZM33 238H34V237H33ZM90 238H91V236H90ZM14 239H16V238H14ZM30 239H32V238H30ZM37 239H38V238H37ZM45 239H46V238H45ZM48 239H46V240H47L46 245L48 244ZM51 239H52V238H51ZM51 239H50V240H51ZM74 239H75V236H74ZM74 239H73V240H74ZM76 239H77V238H76ZM193 239H194V238H193ZM0 240H1V239H0ZM12 240H13V239H12ZM16 240H17V239H16ZM27 240H28V239H27ZM61 240H62V239H61ZM71 240H72V239H71ZM157 240H158V239H157ZM13 241L16 242L15 240H13ZM21 241H22V239H21ZM44 241H45V240H44ZM57 241H58V240H57ZM78 241H79V240H78ZM107 241H108V240H107ZM197 241H198V240H197ZM237 241H239V240H237ZM76 242H77V241H76ZM256 242H255V243H256ZM25 243H26V242H25ZM31 243H32V242H31ZM31 243H30V245H31ZM40 243H41V242H40ZM43 243H44V242H43ZM43 243H42V244H43ZM53 243H54V242H53ZM73 243H75V242H73ZM110 243H111V242H110ZM141 243H142V242H141ZM141 243H140V244H141ZM180 243H182V242H180ZM235 243H236V241H235ZM247 243H248V242H247ZM56 244H58V243H56ZM79 244H80V243H79ZM211 244H213V243H211ZM260 244H261V243H260ZM260 244H258V245L260 246ZM262 244H263V243H262ZM7 245H8V243H7ZM7 245H5V246H7ZM20 245H21V244H20ZM27 245H28V244H27ZM59 245H60V244H59ZM194 245H195V244H194ZM250 245H251V244H250ZM250 245H249V246H250ZM252 245L254 246V243H253ZM9 246H11V245H9ZM17 246H18V245H17ZM25 246H26V244H25ZM33 246H34V245H33ZM33 246L30 247V248H33V249H34ZM41 246H42V245H41ZM44 246H45V245H44ZM55 246H56V245H55V243H54V248H55ZM75 246H76V245H75ZM75 246H74V247H75ZM140 246H141V245H140ZM232 246H233V245H232ZM245 246H246V245H245ZM256 246H257V245H256ZM259 246H257V247H259ZM0 247H1V246H0ZM26 247H27V246H26ZM58 247L60 248V246H58ZM141 247H142V246H141ZM159 247H160V246H159ZM203 247H204V246H203ZM203 247H202V248H203ZM257 247H256V251H255V250H252L251 253L254 254V252H256V254H258L257 256H260L261 258H264V257H263L264 253H262L263 255H261V253H260V252L262 251V248L260 249V247H259V251H260V252H259V251H257ZM261 247H262V245H261ZM47 248H48V246H47ZM59 248H57L58 251H59ZM8 249H9V248H8ZM26 249H27V248H26ZM35 249H36V248H35ZM35 249H34V250L31 249V252H32L31 255H33V253L35 254V253L37 252V250L35 251ZM45 249H46V247H45ZM45 249H44V250H45ZM196 249H197V247H196ZM203 249H204V248H203ZM242 249H243V248L241 247V251H242ZM249 249H250V248H249ZM253 249H254V248H253ZM12 250H14V249H12ZM42 250H43V246H42ZM55 250H56V248H55ZM55 250L53 249L54 252H55ZM65 250H66V249H65ZM73 250H74V249H73ZM142 250H143V249H142ZM145 250H146V249H145ZM204 250H205V249H204ZM216 250H218V249H216ZM243 250H245V249H243ZM263 250H264V249H263ZM2 251H3V250H2ZM33 251H34V252H33ZM58 251H57V252H58ZM63 251H64V250H63ZM146 251H147V250H146ZM205 251H207V250H205ZM3 252H4V251H3ZM3 252H1V250H0V264H3V262H4V260H5V259H4V256H5L6 254H5V253L2 254ZM5 252H6V251H5ZM9 252H11V251H9ZM13 252H14V251H12V253H13ZM27 252H30V249H29V251H26V253H27ZM48 252H49V251H48ZM70 252H71V251H70ZM160 252H162V251H160ZM248 252H249V251H248ZM6 253H7V252H6ZM145 253H147V252H145ZM156 253H157V252H156ZM214 253H215V252H214ZM222 253H223V252H222ZM242 253H243V252H242ZM29 254H30V253H29ZM55 254H56V253H55ZM71 254H72V252H71ZM147 254H148V253H147ZM201 254H202V253H201ZM216 254H217V256L220 255V253H216ZM218 254H219V255H218ZM224 254H225V253H224ZM3 255H4V256H3ZM7 255H8V254H7ZM7 255H6V256H7ZM18 255H19V254H18ZM25 255H26V254H25ZM57 255H58V253H57ZM57 255H56V256H57ZM73 255H74V254H73ZM128 255H129V253H128ZM212 255L214 256V254H212ZM246 255H247V254H246ZM6 256H5V257H6ZM9 256H10V255H9ZM19 256H21V255H19ZM26 256L28 257V255H26ZM33 256H35V255H33ZM51 256H52V255H51ZM51 256H50L49 258H51ZM160 256H162V255L160 254ZM172 256H173V255H172ZM224 256L226 257V255H224ZM238 256H240V255H238ZM248 256H249V255H247L246 257H248ZM255 256H256V255H254L253 257H255ZM7 257H8V256H7ZM7 257H6V258H7ZM16 257H17V256H16ZM29 257H30V256H29ZM10 258H12V257H10ZM21 258H22V256H21ZM32 258H33V257H32ZM45 258H46V257H45ZM74 258H75V257H73V259H74ZM161 258H162V257H161ZM163 258H164V257H163ZM201 258H202V257H201ZM211 258H213V257H211ZM219 258H220V257H219ZM223 258H224V257H223ZM250 258H251V260L253 259V258H252V255H251ZM16 259H17V258H16ZM22 259H24V258H22ZM29 259H30V258H29ZM47 259H48V258H47ZM75 259H76V258H75ZM78 259H79V258H78ZM202 259H203V258H202ZM224 259H225V258H224ZM248 259H249V258H248ZM164 260H166V259H164ZM221 260H222V259H221ZM255 260H256V259H255ZM5 261H6V260H5ZM19 261H20V259H19ZM189 261H190V260H189ZM189 261H187V262H189ZM191 261H192V259H191ZM191 261H190V262H191ZM206 261H207V264H208V262H209V264H211V262H210L211 259H210V258H209L208 260H204L203 263H205ZM217 261H218V259H217ZM15 262H17V261L14 260V263H15ZM44 262H45V261H44ZM163 262H164V261H163ZM200 262H201V261H200ZM220 262H222V261H220ZM252 262H254V261H252ZM12 263H13V260H12ZM169 263H170V262H169ZM193 263H194V261H193ZM201 263H202V262H201ZM212 263H213V259H212ZM214 263H215V262H214ZM214 263H213V264H214ZM218 263H219V262H218ZM222 263H223V262H222ZM225 263H226V262H225ZM227 263H228V262H227ZM254 263H256V262H254ZM7 264H8V263H7ZM23 264H24V263H23ZM191 264H192V263H191ZM215 264H216V263H215ZM230 264H231V263H230ZM240 264H241V263H240Z\"/></svg>",
  "mask_w": 264,
  "mask_h": 264
}]
</instances>
